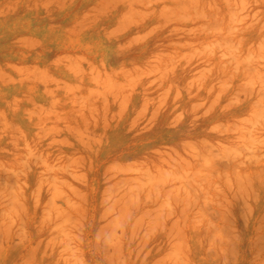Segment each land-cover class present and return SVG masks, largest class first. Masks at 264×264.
I'll return each mask as SVG.
<instances>
[{
	"label": "rangeland",
	"instance_id": "obj_1",
	"mask_svg": "<svg viewBox=\"0 0 264 264\" xmlns=\"http://www.w3.org/2000/svg\"><path fill=\"white\" fill-rule=\"evenodd\" d=\"M15 1H16V4H15ZM178 1L181 4L183 2H185L186 4L184 3L182 5H185V6L187 5L186 6L187 8L183 7V9H181L182 6L178 8V6L176 4V3H178ZM240 1H241V4H244V2H245V0H240ZM240 1L235 0L233 2L232 0H228V1L227 0H213V1L212 0H204V1L203 0H196V1L195 0L194 1L193 0L192 1L183 0L181 2V0H157L155 2L153 0H36V1L35 0H0V11H1L0 12V20L1 21H2V19L4 21H6L9 18L10 19H12L13 17L16 18L18 15L15 16V15H13V13L14 14L15 13L20 14V13H22V10L25 12L28 11L26 14H25V12L21 14L22 16L26 15V17L24 16L23 18L27 19L28 16H31V18L33 17L32 20H30L31 18L29 19V17L27 20L34 21V22H36V20L38 21L41 19H43V21H45L50 17L49 15H51V19L53 21L54 19H56V16H59V19H57L59 21L58 23H56V21L54 20L55 21V24H54V21L52 22L50 18H49L50 20L49 19L48 20L52 23H50L49 21H47V22L54 25V26L56 25L55 28L57 27V29L63 25L62 27H63L64 33H65V30L66 31L68 30L69 35L72 33L73 36H74V34H76V36H79L78 34L80 33L79 37H81V35L84 36V33H85L87 27L89 29L87 31L90 33L93 31V29H95V25L99 24L100 26H103V28L98 26V28L101 31V29L104 30V26L107 23L108 24L110 23L109 25L112 26V18H115L113 20V23H115V20H116L115 27L112 26L113 28H111L109 25H106L105 27L108 26V28L113 29V32L115 34L117 33L116 35H120L118 33L122 32L121 33V35L123 34L122 38H125L124 37L125 34L127 36L129 34L134 35V36H132V38L130 35L129 38L127 37L125 40L130 39V38L133 39L135 37L133 39V41L130 39V42H128V43H129L130 47L131 46L134 47L133 50L135 49V47H137L139 50L138 49L134 50V55L131 59L132 55L131 54L128 55L127 53L128 52L131 53L132 49L130 50L131 52L128 49L127 51H125V53L130 58H128L127 56H125V58L129 59V61L132 64V66H129V68L131 67V69L137 71V66H138L139 67L138 73L139 72L144 73V75L143 74L139 75L140 73L138 74L139 78H140V79L139 78L138 79L141 80L142 82L139 83V81H138V83H137L138 89H140L142 91L143 96L140 93V95L142 96L140 98L139 97L140 95L138 94V92L136 93V97L140 98V99L138 98V104L140 101L142 103L140 102L141 106L137 110L138 112L140 111L139 114L137 112V115L138 116L140 115L139 117L136 114H134L136 112L135 108H134L135 112L132 111L131 114H130L131 110L125 108V111H126L125 114H128V115L130 114V116H129L130 118H131V115L132 116L136 115V117H133L132 123L129 121V119H126V118H125V121L124 120L123 121H124V123L129 121L131 124H129V122H127V123L129 124V126L132 125L130 127L132 129H134V131L132 130L131 132H130V129H128L129 130L128 133H126L127 131L124 133V134H127V135H125V140L127 139L126 137L129 136L130 138H128V139H129V141H131V139L133 137L130 135H134L132 133L135 132V130H136L135 127L138 126L137 127L138 132L140 129V132L138 134L136 133L137 132V130H136L135 134H137L136 137L137 136L138 137L137 138L135 137L136 139L132 140V143L130 144V145H132V147H134L132 149L133 151L131 150L132 147L129 148L130 146H128L129 145L128 140L126 141L128 145H125V147L128 146V147H126L127 151L131 150L130 153H127V155L129 156L128 157L129 159L132 160L131 157H133L134 155H136L138 153L137 154L138 156H135V157L141 158L142 163L139 162L140 161L139 158H138L139 161L136 160L137 162L141 163V164L138 163L140 165L139 166L140 170H139L138 169L139 167H137V168L134 167V166H137V164L134 162V164H136V165H134L133 163H132L133 164L132 165L131 160L128 159L130 161V163H129V161H126V162H128V164H127L128 166L126 165V167H129V170H126V171H127V174H129L128 171L131 172L130 165H129V164H131V166L133 167L134 170L137 169V170H139V172H141V170H142V172L140 174L147 172V173H145V175L143 174L142 176H139L140 179L142 178V180H140V183H142V181H143L144 184L145 185L147 184V185L146 186L143 185L141 187L140 184L138 183V181L135 182L134 188H132L130 185V188H132V190H135V191H136V188L138 189L140 187L139 192L136 191V193L137 194L139 193V195L142 196V197H140V196H138V197L141 198L140 203L143 202V204L138 206L137 205L139 203V200H138V203L136 204L137 205V208H136L137 212H135V210H132L130 212L129 217L126 216L125 222L124 223L120 222L121 223L120 225L123 224L122 228L118 227L119 222L117 220H115L116 224H114L113 223L114 219L111 217L113 219L112 223L115 226L112 227L110 225L112 227V229H111L109 224H108V228H105V226H103L106 231L101 229L102 232L104 231L103 233L100 232L99 236L97 234H95V233H99L97 229L100 228V225L102 224L101 222L105 223L106 218L108 220V217H110L109 214H111V213H109L107 217H103V219H100L101 218V216H100V218H98V219H100L99 221L97 220L96 217H99L97 215H100V213H97V212H94V214L85 216L86 220L85 219L81 220L85 225H83V228L81 227L82 231L81 230H78V231H79V235L83 234V236H84L83 237L81 235L80 239L83 238L81 242H82V246H84L83 248L84 249L86 248L85 251H86V255H87V258L89 260V263L91 261L94 264H96L95 260H98L100 262V264L102 262H103V264L104 263L108 264V262L109 263L111 262L110 259H113L114 262H111V264H114V263L115 264H124V262L126 264H129L130 262H132L134 260V257H136L135 261H133L134 264H136L135 262H137V264H144L145 262H146L145 264H148V263L152 264L151 261L154 262L153 258H155L158 254V256L155 258V259H157L159 257L160 253H162L164 255L165 249L174 251V249H176V245L177 246L179 245V247L181 248V246H183L185 244L186 246L184 245V247L182 249L187 251V247H188L187 253H190L188 256H190L192 253H194V251H198V250H196L197 248H199L200 251L202 252V253H200V256H199V254L198 255L194 254L193 258L190 256L194 260L195 264L198 261V259L197 260H196V258L194 259V257H196V256L197 257L199 256V261H201L199 264H203L202 258H200L202 256L206 261V262L204 261V264H221V263L222 264H264V116H263L264 115V80H263L264 77L261 74V73H263L264 69L260 70V68L262 66L261 63L257 64V62H256V66L254 65L255 64V62H254L255 58L250 56L251 52H253V51H251V49L250 50L248 49L250 47V45H248V44H250V43H249V41H247L245 39L248 36L247 37L244 36L245 34H247V35H249L248 38H250L249 33H256L257 36L260 35V38H262V39L264 38L263 36L261 37V35H264V22H262V21H264L263 20L264 19V1L258 0L259 1L258 2L256 0H249L251 2L250 3L247 0L246 1L247 4H245V5H247V7L243 8L245 10H243V9L239 10L240 5L238 6L236 2L239 3ZM231 2H233V3H231ZM162 3H165L164 4L165 7L163 5L161 6ZM211 3H212V5H211ZM215 3H216V6H215ZM226 3H229L231 5H236L235 7H236V9L238 8V10L234 9L235 7L233 8V6H230L229 4H226ZM169 4L172 6H168ZM174 4H176V7ZM2 5H3V7H2ZM178 5L180 6V4H178ZM219 5H220V7H219ZM250 6H252V7H250ZM170 7H172L173 9L170 10L171 9ZM215 7H217V9ZM260 7H261V9H260ZM162 8L164 9L163 12L161 11V10H163ZM166 8H168L169 10ZM230 8L233 10L236 17L232 13V10H230L231 13H228V12H230L229 11ZM13 9H14V11H13ZM185 9L189 12L188 14H187V11ZM3 10H4V12L2 13ZM15 10H18V11L20 10V11L18 12ZM165 10H167V11H165ZM176 10H177V12H176ZM179 10H180V12H179ZM254 10H256V11H254ZM236 11L239 13H237ZM245 11H248L247 15H246ZM5 12L6 13L8 12V15ZM11 12H12V14H11ZM29 12L32 14L29 15ZM45 12H46V14H45ZM178 12L181 15L185 12L186 15H184V14H183V16L180 15L181 18L179 20V16L176 15V13H178ZM243 12H245V13H243ZM41 13H43V15ZM120 13L124 14V15L119 16ZM169 13H171V14L173 13V14L170 15ZM179 13H178V15H179ZM222 13L224 15H221ZM242 13H243V15H241ZM251 13L254 17H252ZM3 14H5V16L2 18L1 15L3 16ZM9 14H11V15H9ZM27 14H28V16H27ZM47 14H48V16H47ZM116 14H117V16H116ZM166 14L168 17L165 16ZM190 14H191V16H190ZM229 14L230 15L232 14V17H233V19L231 18L232 21H231V19H227L228 16H230ZM237 14L241 15V16L239 15L241 17L240 18L241 20L237 19V16H238ZM6 15H7V18H6ZM44 15H46V16H44ZM8 16H10V17H8ZM38 16H40V19L38 18ZM42 16H43V18H42ZM53 16H55V18ZM61 16L64 17V18H62V20L65 19L66 26H64L65 24L63 23V21L60 22ZM126 16L129 18L128 19L127 18L121 19V17L125 18ZM130 16H131V18H130ZM172 16L174 17V19ZM189 16L191 17L190 19H189ZM222 16L224 18H222ZM243 16H244V18H243ZM18 17L16 18L17 20H18ZM116 17H117V19H116ZM256 17H258V18L256 19ZM103 18H106L107 20L105 19V21H104ZM109 18H111V19H109ZM118 18H119V20H122L121 21L122 23L118 20ZM182 18L183 19L186 18V20H183ZM242 18L245 20L242 21ZM25 19L23 20V19L19 18V20H22V22H24ZM101 19L103 22L102 25L99 22ZM171 19L173 20L172 22H171ZM234 19L235 20L237 19V23H238V20H240L239 21L240 23L237 24ZM17 20H16V22H17ZM19 20H18V22H19ZM169 20H170V22H168ZM226 20L228 22H226ZM252 20H255L256 22L252 21ZM249 21H251V22L249 23ZM22 22L18 23V25H20V24L23 25L24 23H22ZM94 22H97V23H94ZM232 22H233V24H232ZM246 22L250 25L247 24L245 27L244 24H246ZM1 23L3 24L4 22H1ZM7 23H8V21H7ZM9 23H13V22L10 21ZM61 23H62V25L60 26ZM225 23H227V25L228 24L229 25L232 24V25L226 26ZM91 24H93L94 26ZM234 24H237V25H234ZM29 25H31V24L29 23ZM89 25L93 26L94 28L89 27ZM178 25H181L182 27L181 26L178 27ZM190 25H191V27H188ZM201 25H204L205 28H204V26L201 27ZM259 25H262L261 26L262 28H259ZM6 26H8V25H6ZM12 26H13V24H11L10 27H12ZM58 26H60V27H58ZM67 26H68V28H67ZM116 26H118V28ZM195 26H196L197 30L195 28L193 29L194 31L191 30ZM24 27H25V25H24ZM150 27H152V28H150ZM225 27H226V30H225ZM227 27L230 28L229 30H231V31H227L228 30ZM249 27H251V28L249 29ZM22 28H23V26L21 28L19 27L20 30ZM96 28H97V26H96ZM116 28L118 30H116ZM135 28H137V29H135ZM170 28H172V29L170 30ZM201 28H203V29H201ZM240 28H241V30H240ZM258 28L260 30H258ZM3 29H5V28H3ZM16 29H18V26H17V28H15V30ZM60 29L62 31V28H60ZM83 29H85V30H83ZM111 29H108V30H111ZM148 29H150V30L152 29V31H148ZM184 29H185V31H184ZM188 29H189V31H188ZM204 29H205V31L206 30L207 31L205 32ZM7 30L8 31H6V32H10V31L13 32L14 31V29L12 30V28H11V30H9V29H7ZM23 30H25V29L23 28ZM30 30L31 29H29V31ZM105 30H107V29L105 28ZM173 30H174V32H173ZM213 30H215V32ZM29 31L25 30L24 32H27V33H24V34L21 31H18V32H21V34H22L21 35L22 37H20V38H22V40L19 39V41H18L16 39L17 40V42H16L15 39L12 38L14 40V41L13 40L12 41L16 42V44L18 42H19L18 45L22 44L23 50H22L21 45L20 46L16 45V47L17 46L21 47L20 50H22V51H24L26 49V46L24 48V43L21 41H24L25 37H28L26 39V41H29L30 38H34L37 35L36 32H33L32 30L30 31L31 34H29ZM123 31H125V34ZM147 31H148V33H147ZM187 31L189 32L190 35L188 34ZM220 31H221V36L218 35L220 33ZM226 31H227L228 35H224V32H225V34H227ZM232 31H233V33H232ZM69 32H71V33H69ZM88 32L85 33L86 34L85 38H87ZM94 32H95V30L92 33H94ZM137 32H138V34L139 33L140 34L138 35ZM142 32H144L145 35H142L143 34ZM13 33H12V36H13ZM16 33H17V31H16ZM16 33H14V35ZM179 33H181V34H179ZM182 33L184 35H182ZM68 34H67V36H68ZM72 34H71V37H72ZM176 34H178V35H176ZM16 35H19V34L17 33ZM16 35L14 37H16ZM61 35H64V34H61ZM61 35H60V40H61V38L63 40V37H65L66 35L63 37ZM229 35L232 37V39H234L235 45L233 44L231 37L229 38ZM6 36H7V38L10 37L8 35H6ZM67 36L65 38H67ZM222 36H224V37H222ZM71 37L67 38L66 41H68V39H71ZM225 37L227 38L226 41H224ZM7 38H6V40H8ZM39 38H40V36L38 38H36L37 40L35 39L36 42L33 41V44L35 43L34 45H36L37 47H39V45H41V43H42L41 42L42 39L41 38L39 39ZM75 38H77V37H75ZM85 38H83V39H85ZM217 39H219V40L222 39V40L219 41V43H218V42H216V41H218ZM6 40H5V42L7 43ZM57 40H59V39H57ZM62 40H61V42H62ZM76 40H78V38ZM76 40H72V42L70 43L71 46H73L72 43L75 42ZM201 40H203V41H201ZM213 40H216V41L213 42ZM227 40H229V41L227 42ZM9 41H10V38H9ZM9 41L7 44H11L10 42H12V41H10V42ZM66 41L63 40L62 43L66 42ZM70 41L71 40L66 42L65 45H61V46H63L62 48H64V50H66L68 48ZM179 41H182V42L180 43ZM185 41H187V42H185ZM189 41H190V43H188ZM205 41L210 42L211 46L212 47L214 46V48L216 47L218 49L220 46V48L218 50L216 49L217 50L216 52L217 53L219 52V55H221L220 53L222 50L223 51L225 50L228 53V55L227 54H225L226 56L224 54H222V55H224L223 58H225V60L227 62H229L226 64L232 63L228 60L233 58V60H232L233 64H230V65H237V67L233 66L235 69L233 67H232V69H230V67L228 69H224V66H223V69H222V67L219 66L218 72H216L217 70H215V68H214V70H209L211 68H208V66L207 67L202 66L203 68H206V69H203L204 71H202V70L196 71L195 70V72H194L193 68H192L193 72H191L192 70L189 68V70L187 69V71H186L187 72V74H186L187 79L189 77H192V75H194V76L197 75L194 77V79H192L193 77L190 78L191 81L193 80L192 81L193 83L190 82V79L187 80L189 82L188 83L186 81V79H185L186 77L184 75L183 76L185 78H183V80L185 79L184 81H186V82L181 80L182 76L180 77L179 74H178V76H179L178 78H181V79L177 80L175 78H172L173 75L175 74V70H174L175 68L174 69L172 68L174 71L170 68V64H169L170 60L169 59H170L171 55L173 57V58L171 57L172 58L171 60L174 61V62L170 61L172 63L171 65H173L175 62L177 63V61H175L174 58H176L177 56L179 57L180 54H178V52L181 53L183 51H186L185 49H187V47H189L188 48L189 50H187L186 54H188V52H189V54H191L190 57H193L195 55V54H193V50L198 51V49H199V47L193 48V46H196L199 44L200 48H202L201 46H205L206 43L204 45L203 44L201 45V43H204ZM100 42L101 41L99 40V43ZM123 42L128 46L127 42H125L124 40H123ZM174 42H176V43H174ZM221 42L223 44H221ZM224 42H225V44H224ZM28 43H30V45L27 47L29 49L31 47V49H30L31 51L32 50L36 51V46L33 47V44L31 43V41L27 42V44ZM67 43H68V45L66 47ZM213 43H214V45H213ZM73 44H74V46L69 47L67 50H69L71 48L70 49L71 51H73V50L75 51L74 47H76L78 45H76L77 42L73 43ZM78 44L81 45V40H78ZM87 44H89V45H87ZM94 44H96V43L94 42ZM97 44L95 46H97V47L99 46L102 49V46H100L99 44L97 45ZM218 44H220V45L218 46ZM232 44H233V46H232ZM12 45H14V44H12ZM58 45H59L58 47H61L60 41H59ZM85 45L89 46V47H85V48H89L88 49L89 53H91L89 55L93 59L96 58V60H97V59H99V57H101V55H100L101 49L100 50H99V48L97 49L91 42L86 41L84 46ZM91 45H93L95 48H93V46H91ZM227 45L231 49H229V47ZM8 46H10V45H8ZM129 46H128V48H129ZM222 46H224L225 49ZM124 47L127 49L126 46H124ZM172 47H174L175 49L174 48L171 49ZM226 47H228L227 48L228 51H227ZM235 47L237 50L235 49ZM251 47H252V44H251ZM62 48H60V49H62ZM79 48L86 50L84 47H79ZM205 48L206 47H203V49H200L201 51L199 50L200 52L198 51V57H195V58H197V60L200 57L199 53L200 54L202 53L201 57H203L204 52H205ZM232 48L234 49L233 52L236 53V51H237V54L234 53L237 56V59H236L235 55H232L233 52L229 53L230 50L232 51ZM245 48H247L248 50H246ZM29 49L25 50V51H29ZM60 49H58V50L60 51ZM90 49H93V50L97 49L96 52L97 53L99 52V54H96L94 52L95 50L93 51ZM12 50L13 49H11L10 51H12ZM18 50H19V48H18ZM164 50H166V51L163 52ZM219 50H221V51H219ZM25 51H24V53H25ZM35 51H34V53H36ZM247 51H251L250 54ZM37 52H38V50H37ZM156 52H157V54H155ZM169 52H172V53H169ZM175 52H177V54ZM14 53H15V51H14ZM246 53L249 54L248 59L251 57L250 63L247 62V65L250 67L252 65L251 62L253 61V65H254L253 67L247 68V66H246V61H248V60L244 59V58H247ZM16 54H17V52H16ZM22 54H23V52H22ZM22 54H20V55H22ZM28 54L30 55L31 53L29 52ZM94 54L98 57H96V56L94 57ZM152 54L154 57L155 56L157 58L160 57V59H157L156 57L154 58L152 56ZM173 54H174V56H173ZM189 54L185 55V53H184L183 59L180 58V57H182V55H180L179 59L178 58L177 59L179 61L184 60V55L187 56V58L189 59ZM175 55H177V56L175 57ZM196 55H197V53H196ZM222 55L219 56L220 58H218V56L215 55V58L217 57L218 60L221 61ZM251 55H254V53ZM23 56H21V57H23ZM32 56H33V53H32ZM36 56H37V54H36ZM168 56H169V58H168ZM212 56H213V54H212ZM228 56H230V58H228ZM240 56H241V58H240ZM25 57H27V56H25ZM152 57L154 58V60L152 59ZM215 58H213V59H215ZM227 58H228V60H227ZM234 58L236 59L235 60L236 63L234 62ZM257 58L260 59L261 62H262V58L264 60V57H262V56H259ZM143 59H145V60H143ZM131 60L132 61L134 60V63ZM163 60H165V62ZM222 60H224V59H222ZM193 61H195V60H193ZM244 61H245V63H244ZM3 62H4V59L1 58L0 63H2V64H0V67L2 66L4 68ZM130 62L128 63V65L130 64ZM142 62L144 63V65L142 64ZM147 62L149 63V65ZM151 62H153L152 63L153 65L151 64ZM164 63L169 64V65H165ZM238 63L241 65H239ZM134 64L136 67L133 66ZM162 64L165 66H163ZM145 65H147V67L150 66V68H152V67L154 68L155 66L158 65V66H160V69H161V65H162V68L164 67V69L165 68L167 69L166 66H169V67L167 70L165 69V71H164V69L157 70V67H156L155 69L157 71H154V70H152L153 68L147 69V67H145ZM141 66H142V69L144 67L143 71H140ZM211 67L213 68V66H211ZM238 67H240V68H238ZM254 67H255L256 71L254 70ZM169 68L172 70V72ZM219 68H221L222 70ZM236 68H238V70H236ZM262 68H264V64H263ZM2 69H1V71H2ZM5 69L6 68H4L3 69L4 71H2V72H5L7 70V69L6 70ZM146 69L149 70L148 72H151V74L147 73ZM257 69L259 70V72L260 71L261 72L258 73ZM168 70H170L171 73ZM247 70H249V71H247ZM162 71L165 73L168 72L169 74H164ZM176 71L178 72L179 70H176ZM199 71L202 73H199ZM230 71H233V72L230 73ZM234 71H237V72H234ZM243 71H244V74H243ZM127 72L129 73V71H127ZM160 72L163 73L162 75H166V76H168V75L171 76L173 73L171 78L173 80H177L175 82H178V81L181 82L182 81L181 83H184V84H180V86L181 85H183V86H181V87L179 86L178 88H176L177 86L175 85V83H172L173 82L172 79H170L169 77L167 79L165 76H163L162 77L163 80H161V82H159L161 79L160 78L161 74L159 75L158 73H160ZM203 72H205V73H203ZM7 73H6V75L5 74L3 75V73H0V75L2 74L1 77L3 78V80L7 79ZM153 73H154V75H153ZM198 73L200 75H198ZM247 73L249 76L247 75ZM204 74H208V75H206V77H205ZM232 74H233V76H232ZM147 75L149 77H147ZM227 75H228V79H227ZM153 76H155V77H153ZM198 76L199 77L201 76V77L198 78ZM246 76H248V77H246ZM4 77H6V78H4ZM175 77H177V75ZM224 77L226 78L225 79L226 83L224 81ZM148 78L152 79V80H149ZM195 78H197V79H195ZM169 79H170L171 85L169 84ZM216 79H218V80H216ZM0 80H2V79L0 78ZM211 82L213 84H211ZM24 84H25V86L30 84L29 86L33 87V85H31V83L27 84V82H25ZM140 84L143 85V88ZM188 84H191V85H188ZM156 85H158V86H156ZM167 85H168V87H167ZM25 86H23V87H25ZM185 86H186V88H185ZM187 86L189 89L187 88ZM32 87H30V88H32ZM169 87H170V89H168ZM209 87L211 90L209 89ZM175 88L177 90L180 89L179 93ZM26 89H27V86H26ZM138 89H137V91H139ZM196 89H197V91H195ZM145 90H146V92H145ZM161 90L164 91L163 92L164 95H163V93H161L162 92ZM166 90H169L168 94H166L167 93ZM175 90L177 91V97L180 95L179 98L175 97V99L176 98L179 99L180 102L178 100L175 101L173 99L174 98L173 96L176 95ZM2 91L3 90H1V92H0V96L2 94L5 95V92L3 91V93H2ZM186 92L188 93L187 96L189 95L188 98H190V100L187 98V105H185L186 102L183 103V101H184L183 96L185 97ZM174 93H175V95H174ZM215 93H217V94H215ZM158 95L160 96V98H163L162 101H160V102H159V100H161V99L157 98ZM219 95H220V97H216ZM213 97H215V98H213ZM164 98H166V99H164ZM202 98H204V99L202 100ZM2 99H0V100H2ZM197 100H198V102H196L197 103L196 104L195 101H197ZM215 100L218 102H216ZM210 101H212V102H210ZM260 101H263V102H260ZM223 103H225L224 104L225 106L223 105ZM107 104H108V106H107ZM107 104L105 105V107L111 106L109 103H107ZM193 104H194V106H193ZM191 106L194 107V111H193V107H191ZM181 107L182 108L186 107L188 112H186V108H183V110H182ZM110 108H112V107H110ZM190 108L192 110H190ZM195 108H197V109H195ZM109 109H107L106 111H107L108 115H110V113H111V118H112L113 117V115H112L113 111L110 112V111H108ZM189 110H190V112H189ZM121 111H123V114H124V110H121ZM177 111H179V113H177ZM200 111L202 113H199ZM180 112H183V113H180ZM194 112L196 113V115ZM0 114H1L0 115V126H1V128L2 127L5 128L6 126H8V124H10L9 126H11V127H15L16 125H18L16 122L11 121V122H13V124H12L13 126H12L11 123L9 122V120H6L5 115H2L3 112L1 110H0ZM114 114H116V113H114ZM123 114L120 113L121 118L125 115V114L124 115ZM192 114H194L195 118L192 117L193 116ZM108 115H105V116L108 117ZM118 115H119V113L116 114L115 116L118 117ZM3 116H4V118H3ZM105 116L103 118H105ZM115 116L112 119L106 117L104 120L106 123L108 122L107 124H103L104 122H101V121H98L97 123H96V121H94L96 123V125H94V122L92 121L93 125L91 124V127L94 126L96 130H100V129H103V127L107 126L106 131L111 132L113 126L118 127L120 125V127L124 126V129L126 130V127H128V124L127 123H125L124 125L119 124L118 122L121 119L119 118L120 120H118ZM191 117L193 120L189 119ZM3 120L4 121L6 120V122H3ZM136 120H138V122H136ZM85 121H88V120H85ZM89 121H90V119H89ZM115 122H116V124H115ZM3 123L5 124V126H2ZM90 123H91V121H90ZM117 124H119V125L117 126ZM87 126H90L89 122H88ZM260 128H263V129H260ZM115 130H116V128H115ZM100 131H98L99 135L102 133V137H103V135L105 133L103 134V132L102 131L100 132ZM106 131H104V132H106ZM84 137H86V138L88 137L87 140L89 141L90 144L87 142L88 144H86L87 146H85L84 144H85V141H87V140L82 137V138H80V140L82 139L81 140L82 142L79 141L80 145H81V143H83L82 145H84L86 148H88V150L91 149L90 147H93V149H91L92 154H90L91 152H89L87 150L89 152L91 158L93 157V161H92V159L90 160L93 162L92 170L90 168L91 167L90 165H92L90 163H92V162H89V159H90L88 156L89 154L87 153L86 150H82V148L80 147L81 153L84 152L85 154L86 153L88 154V155L87 154L85 155L86 160H85L84 155H83L84 153L82 154L81 158H83L82 163H83V161H84V163L86 162L83 165L88 170L90 168V171H92V172L89 171L91 173L92 178H96L97 176H99V173H100V177L98 178V180L100 181L103 179L102 176L105 175L104 173L108 170L107 174L110 178L108 177L107 182H106V179H104V185L109 186L111 184L114 187L113 188L111 185L109 186L110 189H109V187L108 188L106 187L108 192L109 193H112V192L116 193V192L120 191V190H116L117 188L121 189V191H122V188H125V189H123L122 193H125V191H126V193H128V192L130 193V190H129L130 188H128V187H129V184L133 183V181L128 180V177H129V179H131V177L133 176L132 173H130L132 176L129 174V176H127V178H124L125 181L122 182L123 185L120 183V185H122V186H120V187L117 186V184L119 183V177H117V175H119V174H115V172H117L115 168H118V167L117 166L115 167L112 165L111 166L114 168H112L111 166L108 167L111 163L112 164L114 163L113 160L115 157L108 155V157H110V158L103 157L102 159H99V155H100V157H102L101 154H103V156H105L104 153H101L103 150V148H102L103 147V141H101V143L99 145L92 138L93 142L95 141L99 145V147L96 148L97 144L94 145L95 142L93 143L91 141L90 136H84ZM100 137H101V135H100ZM83 139L85 141H83ZM97 139H99V138H97ZM99 140H97V141H99ZM126 142H125V144H126ZM88 145H89V147H88ZM254 145H255V147L256 146L257 147L255 148ZM95 148L97 149L96 156L94 155ZM128 148L130 150H128ZM0 152H1V148H0ZM257 152H258V154H257ZM143 155H146V156L149 155L152 158H150L149 156H148V158H146V156H143ZM173 155H175V156H173ZM248 155H249V157H248ZM252 155H253V157L251 159ZM156 157H158V158H156ZM144 158H145L146 163H144L145 161L143 162ZM164 158H167L168 161H167V159L165 160ZM151 159L158 162L157 164H159V162H160L159 160H161L160 164H163L164 162L165 163L163 165H157L155 163L151 165V162L153 161L152 160L150 162ZM111 160H112V162H111ZM147 160L149 163V169H151V170L153 169L152 170L153 172H151L153 174V176H151L152 178L151 177L149 178L146 176V175L150 176V174H151V173L148 174V172H150L149 169H147V171H144L145 165H147ZM162 161H163V163H162ZM108 162H109V164H106ZM101 163L103 164L102 167H101ZM104 164H105V166H104ZM156 165H157V167H156ZM106 166H107V170L106 169L104 170V167L106 168ZM153 166H155V167H153ZM158 166L162 170L165 169L166 166L167 167L169 166L167 168L168 170L166 169L168 171V172L166 171L168 174H170V173L172 174V172L173 173L175 172V180L176 181L173 180L174 184L172 182H171L172 184L171 183L168 184L167 182L162 183L165 181V179H163L164 181H162V178L160 180L161 182H157L159 180H156L155 177H157V179H158V177L160 175L158 176L157 174H161L160 172H162L164 174V177L166 179H167V176H170L167 173H164V170L161 171L160 168H158ZM132 167H131V169H132ZM162 167H164V168H162ZM146 168H148V167H146ZM170 168H172V169H170ZM113 169H115V170H113ZM96 170H99L100 172L97 171V173H96ZM103 170H104V172H103ZM112 170L116 176H112ZM159 170H160V172H159ZM109 172H111V175ZM177 172L180 173V175H177L178 174ZM155 173H156V175H154ZM101 174H103V175H101ZM163 174H162V176H163ZM166 174H167V176H166ZM138 175H139V173L137 174V178H139ZM105 176H104V178H105ZM144 176H146V178H144ZM183 176H186V177H183ZM124 177H126V176L124 175ZM133 177H135V179H136V176H133ZM133 177L131 180H135V179H133ZM153 177H154V181H153ZM179 177L182 179H179ZM116 178L118 179V181ZM183 178H185L186 180H184ZM143 179H145V180L149 179V181H144ZM159 179H160V177H159ZM172 179H173V177L172 178H171V176H170V178L168 177L169 182L172 181ZM180 180L182 182L184 181V183L186 181V183L182 185V182ZM114 181L116 182V184L114 183ZM128 181H130V182H128ZM188 181H190V183ZM127 182L129 184H127ZM145 182H151V184L152 183L153 184L151 185L150 183H145ZM108 183H110V184H108ZM124 183H126V184H124ZM136 183H138L139 185H136ZM158 183H160V184H158ZM177 183H179V185ZM98 184H100V183L98 182ZM173 185H174V188H171V186L173 187ZM148 186L150 188H148ZM154 186H156L155 190H157V191H155L153 189ZM157 186H158V189H157ZM161 187H162V189H161ZM165 187L166 188L168 187L167 190L165 189ZM126 188L128 189V191ZM142 188H143V190H142ZM175 188L177 189L178 194L176 193ZM147 189H149L150 193L147 192L148 191ZM109 190H111V191H109ZM159 190H160V192H159ZM163 190H165L164 192H166V193H164ZM186 190H188L187 192H189V193H187ZM167 191H168V196L167 195H166V197H165V195L163 196V194H167ZM181 191H182V193H181ZM132 192L133 191H131L130 194H132ZM134 192H133V194H136ZM154 192H156V193H154ZM157 192H158V194H157ZM119 193H121V192H119ZM153 194L155 195V197ZM170 194H171V196H170ZM183 194H184V196H182ZM127 195H129V194H127ZM181 197H183V198H181ZM91 200H93V201H91ZM88 202H89L88 203L89 206L91 205L90 207H92V208H98L99 207L98 197L95 196L94 193H92L91 197L88 199ZM167 202H169V203L167 204ZM103 204H102V206H105ZM127 205H130V204H127ZM132 205H133V203H131V206ZM126 206L123 207L124 208L123 212H125L123 215L129 214V211L128 212L125 211L126 209L129 210V208H128L129 206H127V208H126ZM168 208H169V212H168ZM133 209H135V207ZM140 209H142V210H140ZM144 209H148V210H144ZM160 209H163L164 214H163V211ZM171 209H172V211L170 213ZM138 210H140V212H142V214L144 212L145 214L148 213L149 215L143 214L144 220H141L143 218L139 219V217L140 216L143 217V215H141V213H140V215L137 217V215L139 213ZM174 210H176V212H174ZM165 212L168 213V214L166 213L167 216L169 215L168 218L163 216V215H166ZM102 213L105 214L106 212H102ZM170 214H171V217H170ZM173 214H175V215H173ZM111 216H114V215L111 214ZM174 216H175V218H177V217L178 218L177 219L174 218L175 219L174 220L173 219ZM88 217L90 218L91 221L89 219H87ZM123 217L124 216L121 215V218H123ZM135 217L138 218L139 226L143 224L142 225L143 227L141 226L142 228L140 230H139V228H140L139 226L135 227L136 228L135 229L136 234L133 235L132 232L135 233V231L131 230L132 228H134L133 226H135L134 224H132L134 222L133 220H135L136 225H138ZM147 218H148V220H147ZM155 219H156V221H155ZM159 219L161 222L159 221ZM107 220H106V222H108ZM150 220L153 221V223H149L150 225L146 223V226L149 225V227L148 226H147V228L144 227L145 222H147V221L151 222ZM3 221L4 220H2L1 222H3ZM97 221H98V223H97ZM158 221L160 222L159 224H158ZM174 221H176V222L174 223ZM172 222H173V224H172ZM87 223H89V224H87ZM110 223H111V221H110ZM154 223H155V225H154ZM3 224H4V222L0 224V229H2V231L0 230V238H1L0 244H1V240L3 242L8 237V236H6V233H5L7 231L5 226H4L5 224L4 225ZM96 224H97V226H96ZM151 224H152V226H151ZM156 224H158V225H156ZM174 224L176 225V227L178 225V227L179 228L181 227V228L178 229V227H177V229H176ZM79 225H81V223L78 224L77 228L79 227ZM192 225H195V227ZM150 226L154 229L150 228ZM168 226H170V227H168ZM106 227H107V225H106ZM123 227H124V230H123ZM101 228H102V226H101ZM148 228H150V229H148ZM170 228L172 229L171 231L169 230ZM192 228L194 231L192 230ZM195 228L197 231L195 230ZM78 229H80V227ZM114 229L115 230L117 229V231H114ZM144 229H147L148 231H150L152 229L154 232L150 231V233H149L146 230V233H147L146 234ZM142 230H144V231H142ZM113 231L115 233L118 232V234H115L116 235L115 236ZM107 232H108V234H106L107 237H104L105 233H107ZM122 232H124V233H122ZM152 232H153V234H152ZM194 232H195V234H194ZM112 233H113V235H112ZM141 233L142 234L145 233V235L143 234L141 236L140 235ZM199 233H202L203 235H201V234L199 235ZM205 233H206V235H204ZM9 234H7V235H9ZM101 235H103V236H101ZM110 235L112 237H110ZM146 235L148 236V238L146 237ZM198 235L200 237H197ZM27 236H29V235H27ZM130 236L132 237V240L130 239ZM169 236L172 237V240H174V239L176 240V242L173 241V245H170L172 243V241L170 240L171 238L169 239V241H171V243L167 242V240H168L167 238ZM195 236L197 239L195 238ZM85 237H86V239H85ZM144 237H146L147 239ZM176 237H178V238H176ZM180 237H182V239ZM9 238L7 239L6 242L4 241L5 243L4 242L2 243V244H4L2 246H5L7 249H5V247L0 246V248L5 249V250L0 249L1 250L0 260L3 259L2 260L3 262H5V259H6V256L4 259V255L9 254L8 253L9 252L8 247L16 239L11 234H10ZM110 238L116 239L117 241L120 240L119 238L123 239V240H120L121 243H119L120 245H122V247H120V245L116 244V243H118L116 240H113ZM136 239H138V240H136ZM143 239H146L145 244H144ZM85 240H87V243ZM177 240H179L178 243H177ZM182 240H185V241H182ZM112 241H114L115 244H111ZM136 241H138L139 244L138 243L135 244ZM156 241H158V242H156ZM162 241H163V243H162ZM181 241H182L183 245L181 244ZM186 241L189 244V246H187ZM28 242H29V244H27ZM28 242L23 243L25 245L21 248L23 255H24V253L27 254L30 251V249H32L33 245H31L30 240ZM200 242H201V244H200ZM212 242H214V243H212ZM215 242L217 243V245ZM141 243L144 244L143 248L140 249L141 251H139V250L136 251L137 248L138 249L140 248L139 247L140 245L142 247ZM175 243H176V245H175ZM13 245H14V248H11V250L14 249L13 252H15L16 249L19 248L20 243H15ZM13 245H11V246L13 247ZM116 245H117V247H116ZM149 245L151 246V248L149 247ZM212 245H213V247H212ZM28 246H30L31 248L30 247H29L30 249L27 248ZM131 246H132V252L129 251ZM147 246L150 249L149 250L147 249V251L145 253H143V251L146 250ZM168 246H169V249L167 248ZM24 247H26V249ZM119 247L122 249L121 251L118 250ZM157 247H159V248H157ZM180 248H177V249L181 250ZM116 249H117V251L120 252L119 254H118V252H115ZM89 250H91V252L93 253L94 256L96 255L95 260H93L94 256L92 255V253ZM167 250L165 251L166 255H168V254H169V256L172 255V258L171 257L169 258V256L164 255V257H166V259H168V258L170 259V260H168L169 262L172 261L173 259H176L175 257H178L180 252L183 251V250H181V251L178 250L179 252L178 251L176 252V250H175V253L172 251L173 253L171 252V254H170V252ZM200 251H198V253ZM128 252L130 253V255ZM147 252H149V253L146 254ZM167 252H168V254H167ZM21 253L19 254V256H21V257H19L20 260H22L23 257L25 256V255L23 256ZM29 253H33V252L31 251ZM88 253H90V254H88ZM135 253H137V254H135ZM138 253H139V255H138ZM176 253H179L178 256H176ZM162 254L160 257H162ZM182 254L185 255L186 253H181L180 255L182 256ZM35 255H36V253H35ZM90 255L92 257H90ZM184 255H183V258H180V259H183V263L185 261ZM1 256H3V257H1ZM181 256H179V257H181ZM185 256H187V255H185ZM25 257H27V256H25ZM28 257H30V256H28ZM36 257H37V255H36ZM36 257H35V260H36ZM140 257H143V259H145V261ZM149 257H150V259H149ZM190 257H188L187 259H189ZM17 258H18V256H17ZM108 258H109V260H107ZM159 258L157 260H155V262H157L159 260V264H161L160 262H162L163 260L166 261L165 258L163 260L161 259V261ZM223 258H224V261H223ZM119 259L121 261H119ZM180 259H179V261H180ZM123 260H125V261H123ZM140 260L141 261L143 260L144 263L141 262ZM2 261H0V263L4 264ZM24 261L25 260L23 259V262ZM36 261H35V263H36ZM98 261H97V264H99ZM165 261H163L162 264H165L166 262H167V264L169 263L168 261H166V262ZM190 261L191 260H189V262H188L189 264H194V263H191ZM217 261H219V263ZM23 262L20 261L21 264ZM33 262H30V263L27 262L26 264H31V263L33 264ZM133 262L130 264H133ZM155 262H154V264H155ZM186 263L187 262H185L184 264H186Z\"/></svg>",
	"mask_w": 264,
	"mask_h": 264
},
{
	"label": "bare ground",
	"instance_id": "obj_2",
	"mask_svg": "<svg viewBox=\"0 0 264 264\" xmlns=\"http://www.w3.org/2000/svg\"><path fill=\"white\" fill-rule=\"evenodd\" d=\"M36 1V0H35ZM153 1H157V0H153ZM183 0H181V2H182ZM189 1H192V0H189ZM194 1V0H193ZM196 1V0H195ZM204 1V0H203ZM213 1V0H212ZM228 1V0H227ZM233 2L235 1V0H232ZM237 1V0H236ZM238 1H240V0H238ZM246 1L247 0H245V2H244V4H241V1L238 3V2H236L237 3V5L239 6L240 5V8H239V10L240 9H243V8H246L247 7V5H245V4H247L246 3ZM249 1V0H248ZM256 1H258V0H256ZM255 1V2H256ZM264 1V0H263ZM233 2H231V3H233ZM250 2V1H249ZM259 2V1H258ZM35 3V2H34ZM185 2H183L182 4H184ZM193 3V2H192ZM208 3V2H207ZM251 3V2H250ZM11 4V3H10ZM15 4H16V1H15ZM165 3H162L161 4V6L163 5L164 7H165V5H164ZM177 4V6H178V8L179 7H181L182 6V8L181 9H183V7H185V8H187L185 5H182L181 3H179V1H178V3H176ZM176 4H174L175 5V7H176ZM178 4H180V6L178 5ZM186 4V3H185ZM201 4V3H200ZM214 4V3H213ZM226 4H229V3H226ZM249 4V3H248ZM9 5V4H8ZM7 5V6H8ZM13 5V4H12ZM167 5V4H166ZM203 5V4H202ZM211 5H212V3H211ZM218 5V4H217ZM230 6H233V8L236 6V5H231V4H229ZM228 5V6H229ZM16 6V5H15ZM14 6V7H15ZM26 6V5H25ZM168 6H172V5H168ZM215 6H216V3H215ZM227 6V7H228ZM2 7H3V5H2ZM11 7V6H10ZM37 7V6H36ZM174 7V6H173ZM174 7V8H175ZM219 7H220V5H219ZM218 7V8H219ZM250 7H252V6H250ZM7 8V7H6ZM155 8V7H154ZM171 9L170 10H172L173 8L172 7H170ZM216 9H217V7H215ZM232 8V7H231ZM229 9V11L230 10H232V9ZM249 8V7H248ZM247 8V9H248ZM163 9V8H162ZM166 9H168V8H166ZM234 9H236V7L234 8ZM257 9V8H256ZM259 9V8H258ZM260 9H261V7H260ZM2 10V9H1ZM8 10V9H7ZM6 10V11H7ZM160 10V9H159ZM169 10V9H168ZM178 10V9H177ZM177 10H176V12H177ZM186 10V9H185ZM204 10V9H203ZM236 10H238V8L236 9ZM243 10H245V9H243ZM13 11H14V9H13ZM15 11H18V10H15ZM20 11V10H19ZM18 11V12H19ZM162 12L164 11V9L163 10H161ZM165 11H167V10H165ZM187 11V10H186ZM254 11H256V10H254ZM1 12V11H0ZM4 12V10L2 11V13ZM25 11H23L22 10V13H24ZM28 11H26L25 12V14L27 13ZM161 12V13H162ZM172 12V11H171ZM174 12V11H173ZM179 12H180V10H179ZM178 12V13H179ZM226 12V11H225ZM237 12V11H236ZM246 12V15L248 14L247 12L248 11H245ZM245 12H243V13H245ZM6 13V12H5ZM10 13V12H9ZM22 13H20V14H18V13H13V15H18L17 17H18V20H19V18L20 19H25V18H23L24 16L26 17V15H21ZM39 13V12H38ZM178 13H176V15L177 16H179V20H180V13H179V15H178ZM189 12L187 11V14H188ZM228 13H231V11L230 12H228ZM232 13L234 14V12H233V10H232ZM237 13H239V12H237ZM243 13L241 14V15H243ZM257 13V12H256ZM7 15H8V12L6 13ZM11 14H12V12H11ZM11 14H9V15H11ZM32 13H30L29 12V15H31ZM40 14V13H39ZM42 15H43V13H41ZM45 14H46V12H45ZM170 15H172L171 13H169ZM184 15H186L185 14V12L183 13ZM183 14L181 15V16H183ZM192 14V13H191ZM191 14H190V16H191ZM7 15H6V18H7ZM36 15V14H35ZM34 15V16H35ZM38 15V14H37ZM119 15V14H118ZM121 15H124V14H121L120 13V15L119 16H121ZM221 15H224L223 13L221 14ZM230 15V14H229ZM235 15V14H234ZM233 15V16H234ZM238 16H237V19H240L241 17V15L240 14H237ZM240 15V16H239ZM245 15V14H244ZM245 15V16H246ZM251 15H252V13H251ZM5 16V14H3V16L1 15V17L3 18ZM22 16V17H21ZM27 16H28V14H27ZM44 16H46V15H44ZM47 16H48V14H47ZM50 17V19H51V15H49ZM116 16H117V14H116ZM165 16H167V14L165 15ZM189 16V19L191 18ZM231 16V17H230ZM230 16H228V18L227 19H233V17H232V14L230 15ZM256 16V15H255ZM8 17H10V16H8ZM16 17V18H17ZM29 17V19L31 18V16H28ZM28 17H27V19H28ZM54 18H55V16H53ZM124 17V16H123ZM168 17V16H167ZM170 17V16H169ZM173 17V16H172ZM235 17H236V15H235ZM252 17H254L253 15H252ZM12 18V17H11ZM15 17H13L12 19L14 20H12V19H7L6 21H4L3 19H2V21L0 20V59L1 58H3L4 59V68H6L5 70L8 72H2V71H4L1 67V69H2V71H1V69H0V73H3V75L5 74L6 75V73H7V79H5V80H3V78L1 77L2 76V74L0 75V78L3 80H0V89L1 90H3L4 92H5V95L4 94H2L1 96H0V99H2L3 97V99L2 100H0V110L3 112V114L2 115H5V117H6V120H9V122L11 123V125L13 124V122H11V121H14V122H16L18 125H16L15 127H11V126H9L10 124H8V126H6L5 128L4 127H2L1 128V126H0V148H1V152H0V222L2 221V220H4L3 222H4V226H5V228H6V236H8L4 241L6 242L7 241V239L9 238V236H10V234L13 236V237H15L14 239H15V241L14 242H12L13 244H15V243H20V246H19V248L18 249H16V251L15 252H13V250H11V248H14V245L11 243V245H13V247L10 245H8L9 247H8V255L6 254V255H4V259H5V256H6V259H5V262H3L2 260H0V261H2L4 264H21L20 263V261L21 262H23V259L25 260L22 264H26L27 262L28 263H30V262H33L34 260H35V257H36V255H37V257H36V263L37 264H94L93 262H91L90 261V263H89V260H88V258H87V255H86V251H85V249L83 248L84 246H82V239H80L81 238V235L83 236V234H81V235H79V231L78 230H81V227L83 228V225H85L81 220H83V219H85L86 217L85 216H88V215H91V214H94V212H97V213H100V215H97V216H99V217H96L97 218V220L99 221L100 219H103V217H107L108 216V214L109 213H111L112 215H114V216H111V214H109L110 215V217H108V220H107V218H106V220L108 221V222H106V220H105V223H103V222H101L102 224L100 225V228H98L97 230H98V232L99 233H95V234H97L98 236H99V234H100V232L101 233H103L102 231H101V229L102 230H105V228H108V224H109V226L111 225L112 227L113 226H115V225H113V223L114 224H116V221L115 220H117L118 222V224L120 225L121 223H124L125 222V219H126V216L127 217H129V215H130V212L132 211V210H135V212H137L136 210V208H137V205L139 206V205H141V204H143V202L142 203H140V201H141V198L140 197H142V196H140L139 195V193L137 194L136 193V191L137 192H139V188L137 189L136 188V191L135 190H132V188H134V186H135V182L136 181H138V183L140 184V186L142 187L143 185H145L144 184V182L142 181V183H140V180H142V178L140 179V177L139 176H142L143 174L145 175V173H147V172H144V171H147V169H149V163H148V160H147V165H145V168H144V173H142V174H140L141 172H142V170H141V172H139V170H140V165L139 164H141L142 163V161H141V158H139L140 159V161L138 160V158L137 157H135V156H138L137 154L136 155H132L133 157H131L132 158V160L131 159H129L128 157V155H127V153H130L131 152V150L134 148V147H132V145H130L131 143H132V140H135L137 137H136V135L140 132V129H139V132H138V126L137 127H135L136 128V130H137V132H136V130H135V132L137 133V134H135V132H133L132 134H134V135H130V136H132L133 138L131 139V141H129V139L128 138H130L129 136H127L126 138V140H125V135H127V134H124L126 131V133H128V129H130V132L133 130L134 131V129H132L130 126H132V125H130L129 126V124H131L133 121V117H136V115H137V110H138V108L141 106L140 105V102H139V104H138V98L140 97H142L143 96V93H142V91L140 90V89H138V81H139V83H141L142 81L141 80H139L140 78H139V75H141V74H143L144 75V73H138V71H139V67L137 66V71H135V70H133V69H131V67L129 68V66H132V64H131V62L129 61V59H127V58H125V56H127L126 55V53H125V51H127L128 49H129V51L132 49V52L131 53H127L128 55H132L131 56V59H132V57H133V55H134V50H136V49H138L137 47H135V49L133 50V48L134 47H130L129 46V43L128 42H130V39L132 38V36H134L133 34L131 35V34H129L128 36L125 34V31H123L124 32V37L125 38H122V36H123V34L121 35V33L119 32L118 34H120V35H116L114 32H113V29H111V28H113V27H115V23H116V20H115V23H113V20L115 19V18H112V26L111 25H109L107 22V24H105V26L106 25H109L111 28H108V26L107 27H105L104 26V30H102L101 29V31H100V29L98 28V26H100L99 24H96L95 25V29H93V31L95 30V32L94 33H92V32H88L87 30H89L88 29V27L86 28V31H85V33L86 32H88V34H87V38H85L86 37V34L84 33V36L83 35H81V37H79L80 36V33L78 34L79 36H76V34H74V36L75 37H77L78 38V40H81V45H79L78 44V40H76L77 38H75L74 36H73V34L71 33V32H69V33H71L72 34V37H71V34L69 35L68 34V30L66 31L65 29V33H64V31H63V25H62V23L60 24V26H58V27H60V28H62V31H61V29L60 28H58L57 29V27L55 28V26L54 25H52V24H50V23H52L54 20L56 21V23H58L59 21L57 20V19H59V16H56V19H54L53 21H52V19H51V21L52 22H50L48 19L47 20H45V21H43V19H41V20H36V22H34V21H30V20H32V18L30 19V20H27V19H25V21L24 22H22V20H19V22H18V20L16 19ZM37 18V17H36ZM38 18L40 19V16H38ZM42 18H43V16H42ZM46 18V17H45ZM44 18V19H45ZM62 18H64V17H60V22H62L63 21V23L65 24L64 26H66V21H65V19H63L62 20ZM111 18H109V19H111ZM128 19L129 17H125V18H122L121 17V19ZM130 18H131V16H130ZM222 18H224L223 16H222ZM243 18H244V16H243ZM242 18V21L243 20H245V19H243ZM258 17H256V19H257ZM17 20V22H16V20ZM105 19L106 18H103V20L105 21ZM116 19H117V17H116ZM173 19H174V17H173ZM183 19V18H182ZM232 19H231V21H232ZM237 19L235 20L236 21V23H237ZM107 20V19H106ZM118 20H119V18H118ZM183 20H186V18L185 19H183ZM233 20V21H234ZM241 20V19H240ZM240 20H238V23H240L239 21ZM264 20V19H263ZM7 21H8V23L11 21V22H13V23H7ZM47 21H49L50 23H48ZM55 21H54V24H55ZM99 21V20H98ZM120 22L122 21V20H119ZM124 21V20H123ZM173 20L171 19V22H172ZM192 21V20H191ZM230 21V20H229ZM252 21H255V20H252ZM1 22H4L3 24L1 23ZM15 22V23H14ZM20 22H22V23H24L23 25H18V23H20ZM100 22V24L102 25V19L99 21ZM126 22V21H125ZM128 22V21H127ZM168 22H170V20L168 21ZM226 22H228L227 20H226ZM251 21H249V23H250ZM256 22V21H255ZM262 22H264V21H262ZM29 23L31 24V25H29ZM94 23H97V22H94ZM105 23V22H104ZM119 23V22H118ZM122 23V22H121ZM129 23V22H128ZM132 23V22H131ZM158 23V22H157ZM235 23V22H234ZM237 23V24H238ZM245 23V22H244ZM11 24H13V26L12 27H10L11 26ZM114 24V25H113ZM154 24V23H153ZM159 24V23H158ZM226 24V26H228L227 25V23H225ZM232 24H233V22H232ZM232 24H230V25H232ZM237 24H234V25H237ZM248 23L246 22V24H244L245 25V27H246V25H247ZM6 25H8V26H6ZM10 25V26H9ZM16 27H15V26ZM24 25H25V27L27 28H25L24 27ZM59 25V24H58ZM91 25H93V24H91ZM199 25V24H198ZM229 25V26H230ZM233 25V26H234ZM243 25V26H244ZM248 25H250V24H248ZM254 25V24H253ZM17 26H18V29H16L15 30V28H17ZM23 26V28L25 29V30H28L29 31V29H31L33 32H36V38H38L39 36H40V38L42 39V43H41V45H39V47H37L36 45H34L33 44V41H35V39L34 38H30V40L29 41H31V43L33 44V47H35L36 46V51L35 50H30L31 49V47H30V49L27 47V46H29L30 45V43H28L27 44V42H29V41H26V39L28 38V37H25L24 39V41H21L22 40V38H20V37H22L21 35V32L24 34V33H27V32H24L25 30H23V28L20 30L19 29V27L21 28ZM94 26V25H93ZM93 26H90L89 25V27H91V28H94ZM96 26H97V28H96ZM154 26V25H153ZM173 26V25H172ZM177 26V25H176ZM175 26V27H176ZM181 25H178V27H180ZM200 26V25H199ZM198 26V27H199ZM202 26H204V25H201V27ZM239 26V25H238ZM252 26V25H251ZM262 25H259V28H262L261 27ZM9 27V28H8ZM14 27V28H13ZM31 27V28H30ZM100 27H102L103 28V26H100ZM117 28H118V26H116ZM120 27V26H119ZM161 27V26H160ZM159 27V28H160ZM182 27V26H181ZM186 27V26H185ZM188 27H191V25L190 26H188ZM3 28H5V29H3ZM11 28H12V30L14 29V33H16V31H17V33L19 34V35H16V37H14L15 35H14V33L13 32H6V31H8L7 29H9V30H11ZM65 28V27H64ZM67 28H68V26H67ZM105 28L107 29V30H105ZM116 28V30H118ZM149 28V27H148ZM150 28H152V27H150ZM157 28V27H156ZM173 28V27H172ZM172 28H170V30L172 29ZM177 28V27H176ZM196 29V26L195 27H193L191 30H193V29ZM204 28H205V26H204ZM242 28V27H241ZM241 28H240V30H241ZM251 27H249V29H250ZM258 28V30H260ZM108 29H111V30H108ZM120 29V28H119ZM126 29V28H125ZM135 29H137V28H135ZM201 29H203V28H201ZM224 29V28H223ZM227 31H231V30H229L230 28H228L227 27ZM235 29V28H234ZM243 29V28H242ZM30 30V31H31ZM60 30V31H59ZM82 30V29H81ZM83 30H85V29H83ZM124 30V29H123ZM154 30V29H153ZM169 30V31H170ZM175 30V29H174ZM174 30H173V32H174ZM180 30V29H179ZM190 30V31H191ZM197 30V29H196ZM225 30H226V27H225ZM18 31H21V32H18ZM30 31H29V34H31L30 33ZM71 31V30H70ZM121 31V30H120ZM146 31V30H145ZM148 31H152V29L150 30V29H148ZM148 31H147V33H148ZM184 31H185V29H184ZM188 31H189V29H188ZM187 31V32H188ZM194 31V30H193ZM204 31H205V29H204ZM207 31V30H206ZM205 31V32H206ZM214 32H215V30H213ZM218 31V30H217ZM227 31H226V33H227ZM82 32V31H81ZM168 32V31H167ZM202 32V31H201ZM213 32V33H214ZM258 32V31H257ZM7 33V34H6ZM12 33H13V36H12ZM143 34L142 35H145L144 34V32H142ZM146 33V32H145ZM151 33V32H150ZM200 33V32H199ZM218 33V32H217ZM231 33V32H230ZM232 33H233V31H232ZM61 34H64V35H61ZM67 34H68V36H67ZM137 34H138V32H137ZM140 34V33H139ZM138 34V35H139ZM166 34V33H165ZM179 34H181V33H179ZM188 34H189V32H188ZM250 34V38H248L249 37V35H247V34H245L244 36L245 37H247V38H245L247 41H249V43L250 44H248V45H250V47L248 48L249 50L251 49V51H253V52H251V51H247V52H249V54H250V52H251V54H253L254 53V55H251L250 54V56L251 57H254L253 59H254V62H255V66H256V62H257V64L258 63H261V68H260V70L261 69H264V68H262L263 67V64H264V60H263V58H262V62H261V60L260 59H258L257 57H259V56H262V57H264V38L262 39V38H260V35H258L257 36V34L256 33H249ZM253 34V35H252ZM256 34V35H255ZM6 35H8V36H10V37H8L7 38V36ZM60 35L63 37V36H67V38H69V37H71V39H68V41L69 40H71L70 42H69V45H68V43L66 44V47H67V45H68V48L69 47H73L74 46V44L73 43H76L77 42V44L76 45H78V46H76V47H74L75 48V51L73 52V51H71L70 49L69 50H64V48H62L63 46H61V45H65V43L66 42H68V41H66V39L67 38H65V37H63V40L64 41H66V42H64V43H62L63 42V40H62V38H61V40H62V42H61V40H60ZM131 35V38L130 39H127V40H125L127 37L129 38V36ZM147 35V34H146ZM156 35V34H155ZM176 35H178V34H176ZM182 35H184L183 33H182ZM190 35V34H189ZM217 35V34H216ZM215 35V36H216ZM218 35H220L221 36V31H220V33L218 34ZM224 35H228V33L227 34H225V32H224ZM235 35V34H234ZM233 35V36H234ZM33 36V35H32ZM83 36V37H82ZM141 36V35H140ZM193 36V35H192ZM252 36V37H251ZM257 36V37H256ZM264 37V35H261V37ZM8 39V40H6V38ZM18 37V38H17ZM75 39H74V38ZM143 37V36H142ZM141 37V38H142ZM174 37V36H173ZM222 37H224V36H222ZM228 37V36H227ZM231 36L229 35V38H230ZM9 38H10V41H12L13 39H15V41L17 42V40L19 41V39H21L20 41L21 42H23L24 43V48H25V46H26V49L25 50H28L29 49V51H25V53H24V51H22L23 50V46H22V44H19L18 45V43L16 44V42H10L9 41ZM13 38V39H12ZM39 38V39H40ZM65 38V39H64ZM83 38H85V39H83ZM94 38V39H93ZM135 38V37H134ZM133 38V39H134ZM212 38V37H211ZM215 38V37H214ZM221 38V37H220ZM228 38V39H229ZM17 39V40H16ZM34 39V40H33ZM57 39H59V40H57ZM83 39V40H82ZM93 39V40H92ZM97 39V40H96ZM133 39H131L132 41H133ZM138 39V38H137ZM210 39V38H209ZM216 39V38H215ZM224 39V38H223ZM226 37H225V40L224 41H226ZM244 39V40H245ZM5 40L7 41V43H8V41L11 43V44H7L6 42H5ZM37 40V39H36ZM72 40H76L75 42H73L72 43V45L73 46H71V42H72ZM96 40V41H95ZM99 40L101 41L100 43H99ZM123 40L125 41V42H127L128 43V46H129V48H128V46L123 42ZM129 40V41H128ZM184 40V39H183ZM200 40V39H199ZM218 41H216V40H213V42L214 41H216V42H218L219 43V41H221V40H219V39H217ZM231 40H232V42H233V44H234V39H232V37H231ZM230 40V41H231ZM59 41H60V46L61 47H58L59 45ZM91 42L94 46L98 43L100 46H102V49L98 46H95L97 49L99 48V50L101 49V53H100V55H101V57H99V59H97L96 60V58L95 59H93L89 54H91V53H89V48H85V47H89V46H87V45H89V44H87V45H85L84 46V44H85V42ZM96 43V44H94V42ZM98 41V42H97ZM163 41V40H162ZM174 41V40H173ZM191 41V40H190ZM190 41L188 42V43H190ZM194 41V40H193ZM192 41V42H193ZM201 41H203V40H201ZM210 41V40H209ZM212 41V40H211ZM229 40H227V42H228ZM36 42V41H35ZM137 42V41H136ZM155 42V41H154ZM159 42V41H158ZM167 42V41H166ZM172 42V41H171ZM180 43L182 42V41H179ZM184 42V41H183ZM185 42H187V41H185ZM199 42V41H198ZM132 43V42H131ZM174 43H176V42H174ZM206 43V45L205 46H201L202 48H200V46H199V44L198 45H196V46H193L192 44V46H193V48L194 47H199V49H198V51L200 50V49H203V47H206L205 48V52H204V55H203V57H201V54L199 53V55H200V57L198 58V60H197V58H195V57H198V51H194L193 50V54H195L193 57L195 58H193V57H190L191 56V54H189V52H188V54H189V59L187 58V56H185V55H188V54H186V52H187V50H189L188 48L189 47H187V49H185L186 51H183V52H178V54H180V55H182V57H180V55H179V57L181 58V59H183V54L185 53V55H184V60H181V61H179L178 59H179V57L177 56V55H175V57L176 58H174V60L175 61H177V63L175 62L173 65H171L172 63L170 62V61H173V60H171L173 57H172V55H171V57H170V61H169V64H170V68L172 69H174L175 70V74L173 75V73H172V75H173V77H172V75L170 76V75H168V76H166V75H162L163 73L164 74H169L168 72H163V73H158L161 77V79H160V81L159 82H161V80H163V76H165L167 79H168V77L170 78V79H172V78H175V79H177V80H179V79H181V78H178L179 76L181 77L182 76V81H184L185 79H186V81L187 80H189L190 78H192V79H194V77L195 76H197V75H192V77H189L188 79H187V69L189 70V68L192 70V68L194 69V72H195V70L197 71V70H202V71H204L203 69H206V68H203L202 66H208V68H211V69H209V70H214V68H215V70H217L216 72H218V67L220 66V67H222V69H223V66H224V69H228L229 67H230V69H232V67L234 66H236L237 67V65H230V64H233V58L232 59H230V60H228V58H230V56H228V58H227V60L228 61H230V62H232V63H230V64H226V63H229V62H227L226 60H225V58H223L224 57V55L225 54H227L228 55V53L224 50H219V51H221V55L222 54H224V55H222V58H221V61L220 60H218V58H220L219 56H221V55H219V52L217 53L216 51L220 48V44H218V46H219V48L217 49L216 47L214 48V46L212 47L211 46V44H210V42H207V41H205L204 43H201V45L203 44H205ZM212 43V42H211ZM12 44H14V45H12ZM97 44V45H98ZM165 44V43H164ZM183 44V43H182ZM221 44H223L222 42H221ZM224 44H225V42H224ZM228 44V43H227ZM231 44V43H230ZM233 44H232V46H233ZM251 44H252V47H251ZM8 45H10V46H8ZM16 45H18V46H20L21 45V47H22V50H20L21 49V47H16ZM93 45H91V46H93ZM155 45V44H154ZM159 45V44H158ZM190 45V44H189ZM213 45H214V43H213ZM229 45V44H228ZM227 45V46H228ZM235 45V44H234ZM247 45V46H248ZM32 46V45H31ZM93 46V48H95ZM124 46H126L127 47V49L124 47ZM135 46V45H134ZM160 46V45H159ZM191 46V47H192ZM209 46V47H208ZM217 46V47H218ZM226 46V45H225ZM231 46V45H230ZM65 47V46H64ZM65 47V48H66ZM79 47H84L86 50H83V49H80ZM153 47V46H152ZM224 49H225V47L224 46H222ZM229 47V46H228ZM228 47H226V49L228 48ZM244 47V46H243ZM15 48V49H14ZM18 48H19V50H18ZM39 48V49H38ZM60 48H62V49H60ZM73 48V49H74ZM79 48V49H78ZM92 48V47H91ZM174 47H172L171 49H173ZM247 48H245L246 50H248ZM11 49H13L12 51H10ZM58 49H60V51L58 50ZM96 49V50H97ZM126 49V50H125ZM158 49V48H157ZM175 49V48H174ZM197 49V48H196ZM217 49V50H216ZM222 49V48H221ZM229 49H231L230 47H229ZM235 49H236V47H235ZM17 50V51H16ZM37 50H38V52H37ZM88 50V51H87ZM90 50H93V49H90ZM95 50V49H94ZM93 50V51H94ZM96 50L94 51L96 54H99V52L97 53L96 52ZM139 50V49H138ZM192 50V49H191ZM190 50V51H191ZM233 48H232V51L230 50V52L229 53H232L233 52ZM237 50V49H236ZM245 50V51H246ZM14 51H15V53H14ZM19 51V52H18ZM34 51L36 52V53H34ZM92 51V52H93ZM157 51V50H156ZM162 51V50H161ZM166 50H164L163 52H165ZM201 51V50H200ZM199 51V52H200ZM227 51H228V49H227ZM16 52H17V54H16ZM22 52H23V54H22ZM27 52V53H26ZM31 53L30 55L28 54V53ZM91 52V51H90ZM158 52V51H157ZM157 52L155 53V54H157ZM162 52V53H163ZM226 52V53H225ZM32 53H33V56H32ZM153 53V52H152ZM160 53V52H159ZM169 53H172V52H169ZM176 54H177V52H175ZM174 53V54H175ZM183 53V54H182ZM192 53V52H191ZM196 53H197V55H196ZM215 53V54H214ZM235 52H233V54L232 55H235V54H237V51H236V53L234 54ZM20 54H22V55H20ZM25 54V55H24ZM28 54V55H27ZM36 54H37V56H36ZM154 54V55H155ZM164 54V53H163ZM167 54V53H166ZM165 54V55H166ZM174 54H173V56H174ZM212 54H213V56H212ZM247 54V53H246ZM245 54V55H246ZM249 54H247V58H244V59H246V60H248V61H246V66H247V68L249 67L248 65H247V62H249L250 63V58L248 59V56H249ZM24 55V56H23ZM35 55V56H34ZM159 55V54H158ZM215 55H219L218 56V58L216 57L215 58ZM21 56H23V57H21ZM25 56H27V57H25ZM29 56V57H28ZM96 55L94 54V57H95ZM152 56H153V54H152ZM226 56V55H225ZM236 56V55H235ZM96 57H98V56H96ZM128 58H130L129 56H127ZM154 57V56H153ZM152 57V59L154 60V58L156 57H154L153 58ZM234 57V56H233ZM244 57V56H243ZM151 58V57H150ZM149 58V59H150ZM157 58V57H156ZM168 58H169V56H168ZM178 58V59H177ZM191 58V59H190ZM193 58V59H192ZM213 58H215V59H213ZM240 58H241V56H240ZM261 58V57H260ZM126 59V60H125ZM148 59V60H149ZM157 59H160V57H158ZM156 59V60H157ZM222 59H224V60H222ZM236 59H237V56H236ZM235 58H234V62H235V60H236ZM128 60V61H127ZM143 60H145V59H143ZM155 60V61H156ZM190 60V61H189ZM193 60H195V61H193ZM260 60V61H259ZM132 61V60H131ZM158 61V60H157ZM164 62H165V60H163ZM162 61V62H163ZM210 61V62H209ZM223 61V62H222ZM130 62V64L128 65V63ZM133 63H134V60L132 61ZM154 62V61H153ZM153 62H151V64L153 63ZM174 62V61H173ZM146 63V62H145ZM148 63V62H147ZM156 63V62H155ZM154 63V64H155ZM159 63V62H158ZM210 63V64H209ZM236 63V62H235ZM234 63V64H235ZM244 63H245V61H244ZM252 63V65L250 66V67H253L254 65H253V61L251 62ZM263 63V64H262ZM0 64H2V63H0ZM142 64L144 65V63L142 62ZM157 64V63H156ZM160 64V63H159ZM165 64V63H164ZM169 64H165V65H169ZM224 64V65H223ZM239 64V63H238ZM148 65H149V63H148ZM153 65V64H152ZM163 65V64H162ZM162 65H161V69H164V67L162 68ZM165 65H163V66H165ZM239 65H241V64H239ZM250 65V64H249ZM133 66H135V64L133 65ZM199 66V67H198ZM211 66H213V68L211 67ZM217 66V67H216ZM226 66V67H225ZM259 66V65H258ZM136 67V66H135ZM145 67H147V65H145ZM152 67V66H151ZM157 67V70H161L160 69V66H155L153 69L152 68H150V66H148L147 67V69H152V70H154V71H157L155 68ZM159 67V68H158ZM167 67V69H168V67L169 66H166ZM233 67V68H234ZM242 67V66H241ZM249 67V68H250ZM169 68V69H170ZM198 68V69H197ZM200 68V69H199ZM202 68V69H201ZM207 68V69H208ZM217 68V69H216ZM238 68H240V67H238ZM238 68H236V70H238ZM246 68V67H245ZM136 69V68H135ZM143 69H144V67H143ZM143 69H142V66L140 67V71H143ZM146 69V71H147V73H150L151 74V72H148L149 70H147ZM166 69V68H165ZM165 69H164V71H165ZM166 69V70H167ZM170 69V70H171ZM172 69V70H173ZM219 69H221V68H219ZM221 69V70H222ZM235 69V68H234ZM151 70V71H152ZM170 70H168L169 72H170ZM172 70H171V72H172ZM173 70V71H174ZM176 70H179L178 72L176 71ZM245 70V69H244ZM252 70V69H251ZM254 70L256 71V69H255V67H254ZM258 70V69H257ZM127 71H129V73L127 72ZM185 71V72H184ZM199 71V73H202V72H200ZM247 71H249V70H247ZM145 72V71H144ZM170 72V73H171ZM191 72H193V70L191 71ZM208 72V71H207ZM222 72V71H221ZM233 71H230V73H232ZM234 72H237V71H234ZM261 72V71H260ZM259 72V70H258V73H260ZM198 73V75H200ZM203 73H205V72H203ZM229 73V74H230ZM263 73H264V71H263ZM263 73H261L262 75H263V77H264V74ZM139 74V75H138ZM178 74H179V76H178ZM222 74V73H221ZM243 74H244V71H243ZM250 74V73H249ZM149 75V74H148ZM147 75V77H149ZM153 75H154V73H153ZM177 75V77H175ZM186 77H184V76ZM206 75H208V74H204V76L206 77ZM247 75H248V73H247ZM251 75V74H250ZM146 76V75H145ZM156 76V75H155ZM155 76H153V77H155ZM232 76H233V74H232ZM249 76V75H248ZM248 76H246V77H248ZM252 76V75H251ZM152 77V78H153ZM172 77V78H171ZM201 77V76H200ZM199 76H198V78H200ZM210 77V76H209ZM4 78H6V77H4ZM139 78V79H138ZM183 78H185L184 80H183ZM219 78V77H218ZM149 79V78H148ZM170 79H169V84L171 85V83H170ZM195 79H197V78H195ZM225 77H224V81H225ZM227 79H228V75H227ZM149 80H152V79H149ZM177 80H173L172 79V83H175V85L177 86L176 88H178L179 86H180V84H184V83H181V82H175V81H177ZM199 80V79H198ZM216 80H218V79H216ZM215 80V81H216ZM264 80V79H263ZM186 81H184V82H186ZM193 81V80H192ZM191 81V79H190V82H192ZM196 81V80H195ZM214 81V82H215ZM223 81V80H222ZM25 82H27V84L28 83H31V85H33V87L32 86H29V85H26L27 86V89H26V86H25ZM148 82V81H147ZM151 82V81H150ZM188 82V81H187ZM197 82V81H196ZM213 82V81H212ZM211 82V84H213ZM189 83V82H188ZM193 83V82H192ZM225 83H226V81H225ZM230 83V82H229ZM178 84V85H177ZM197 84V83H196ZM201 84V83H200ZM228 84V83H227ZM141 85V84H140ZM148 85V84H147ZM169 85V86H170ZM188 85H191V84H188ZM198 85V84H197ZM23 86H25V87H23ZM142 86V88H143V85H141ZM150 86V85H149ZM156 86H158V85H156ZM181 86H183V85H181ZM180 86V87H181ZM200 86V85H199ZM29 87V88H28ZM30 87H32V88H30ZM147 87V86H146ZM167 87H168V85H167ZM175 88V89H176ZM185 88H186V86H185ZM187 88H188V86H187ZM198 88V87H197ZM137 89L139 90V91H137ZM145 89V88H144ZM147 89V88H146ZM166 89V88H165ZM168 89H170V87L168 88ZM183 89V88H182ZM189 89V88H188ZM209 89H210V87H209ZM1 90H0V92H1ZM148 90V89H147ZM163 90V89H162ZM161 90V91H162ZM177 90V89H176ZM175 90V92H176V95H175V93H174V95L175 96H173L174 98V100L175 101H179L180 102V100L179 99H177V98H179V96L177 97V91H178V93H179V90H177L176 91ZM211 90V89H210ZM3 91H2V93H3ZM167 91V93L166 94H168V91L169 90H166ZM191 91V90H190ZM195 91H197V89L195 90ZM138 92V94L140 95V93L142 94V96L140 95L138 98L136 97V93ZM145 92H146V90H145ZM164 91H162L161 93H163ZM158 93V92H157ZM160 93V94H161ZM192 93V92H191ZM208 93V92H207ZM145 94V93H144ZM159 94V95H160ZM181 94V93H180ZM187 92H186V94H185V97L183 96V103L184 102H186L185 103V105H187V98L189 97V95L187 96ZM215 94H217V93H215ZM4 95V96H3ZM158 95V97L157 98H159V99H161V100H159V102L160 101H162V99L163 98H160V96ZM163 95H164V93H163ZM194 95V94H193ZM207 95V94H206ZM168 96V95H167ZM175 97H177L176 99H175ZM199 97V96H198ZM202 97V96H201ZM216 97H220V95L219 96H216ZM139 98V99H140ZM185 98V99H184ZM213 98H215V97H213ZM212 98V99H213ZM257 98V97H256ZM164 99H166V98H164ZM189 100H190V98H188ZM204 98H202V100H203ZM259 99V98H258ZM257 99V100H258ZM211 100V99H210ZM217 100V99H216ZM215 100V101H216ZM260 100V99H259ZM178 102V103H179ZM193 102V101H192ZM196 102H198V100L197 101H195V103ZM210 102H212V101H210ZM209 102V103H210ZM216 102H218V101H216ZM260 102H263V101H260ZM107 103H109L110 105V107H112V108H110V107H107L108 106V104ZM142 103V102H141ZM162 103V102H161ZM165 103V102H164ZM205 103V102H204ZM208 103V104H209ZM107 104V108L105 107V105ZM177 104V103H176ZM197 104V103H196ZM207 104V105H208ZM225 103H223V105H224ZM138 107H137V106ZM192 105V104H191ZM206 105V106H207ZM193 106H194V104H193ZM193 106H191V107H193ZM225 106V105H224ZM187 107V106H186ZM186 107H183V108H186ZM106 108V109H105ZM111 110H110V109ZM125 108L126 109H129V110H131V112H130V114L132 113V111H134V108L136 109L134 112V114H136L135 116H132L131 115V118L129 117L130 116V114L128 115V114H125L126 113V111H125ZM182 108V107H181ZM180 108V109H181ZM183 108H182V110H183ZM198 108V107H197ZM197 108H195V109H197ZM107 109H109L108 111H110V112H112L113 111V117L116 115V114H118L119 113V115H120V113H122L123 114V111H121V110H124V114L128 117H126L124 114V116L121 118V115L119 116L118 115V117L117 116H115L118 120H120L118 123L119 124H125V123H127V122H129V124H128V127H126V130L124 129V126H122V127H120V125L119 124H117V126L118 127H112V131L111 132H108V131H106V127L107 126H105V127H103L104 125L103 124H107L106 122H105V118L107 117V116H105V115H108L107 114ZM141 110V109H140ZM190 110H192L191 108H190ZM190 110H189V112H190ZM121 111V112H120ZM193 111H194V107H193ZM203 111V110H202ZM109 112V113H110ZM186 112H188L187 111V108H186ZM263 112V111H262ZM114 113H116V114H114ZM140 113V111L138 112V114ZM177 113H179V111H177ZM180 113H183V112H180ZM195 113V112H194ZM199 113H202L201 111L199 112ZM204 114V113H203ZM1 115V114H0ZM176 115V114H175ZM179 115V114H178ZM193 115V116H192ZM191 116L192 117H194V114H192ZM195 115H196V113H195ZM199 115V114H198ZM260 115V114H259ZM105 116V118H103ZM138 116V115H137ZM140 116V115H139ZM138 116V117H139ZM182 116V115H181ZM180 116V117H181ZM200 116V115H199ZM261 116V115H260ZM264 116V115H263ZM112 117V118H113ZM175 117V116H174ZM192 117L191 118H189V119H192ZM256 117V116H255ZM3 118H4V116H3ZM107 118H111V113H110V115H108V117ZM111 118V119H112ZM120 118V119H119ZM125 118L126 119H129V121H127V122H125L124 123V121H125ZM195 118V117H194ZM259 118V117H258ZM89 119H90V121H91V123H90V121H89ZM102 119V120H101ZM197 119V118H196ZM195 119V120H196ZM6 120L4 121L3 120V122H6ZM85 120H88V121H85ZM124 120V121H123ZM193 120V119H192ZM94 121H96V123L98 122V121H101V122H104L102 125V127H103V129H100L102 132H103V137H102V133L100 134L101 135V137H100V135H99V132L98 131H100V130H96L95 129V127L94 126H92L91 127V124L93 123ZM190 121V120H189ZM86 122V123H85ZM88 122H89V124H90V126H87V124H88ZM136 122H138V120H136ZM135 122V123H136ZM96 123L94 122V125H96ZM4 124V123H3ZM2 124V126H5V124L3 125ZM15 124V123H14ZM115 124H116V122H115ZM93 125V124H92ZM13 126V125H12ZM18 126V127H17ZM101 127V128H102ZM120 127V128H119ZM262 127V126H261ZM114 128V129H113ZM115 128H116V130H115ZM257 129V128H256ZM259 129V128H258ZM260 129H263V128H260ZM100 131V132H101ZM104 131H106V132H104ZM259 131V130H258ZM258 133V132H257ZM84 136H90L91 137V141L93 142V140H95L99 145H100V143H101V141H103V150H102V152L101 153H104V155L105 156H103V154H101V156L102 157H100V155H99V159H102L103 157H108V155L109 156H114L115 158H114V163L112 164H110L108 167H110L111 165L112 166H117L118 168H115L116 169V171L118 172H115V174H119V175H117V177H119V183L117 182L118 181V179H117V183L119 184H117V186H122L123 184H122V182H124L125 180H124V178H127V176H129V174L130 173H132V175L133 176H136V179H135V177H133L131 174V176L133 177V179H135V180H131L132 179V177H131V179H129V177H128V180H130V181H133V183H131V184H129L128 182H130V181H128L127 182V184H129V187L128 188H130V185H131V187L132 188H130L129 190H130V193H131V191H135L134 193H136V194H133V192H132V194H130L129 192L128 193H126V191H125V193H122L123 192V189H125V188H122V191H121V189H116V190H120L119 192H121V193H119V192H116V193H114V192H112V193H109L108 192V190L106 189V187L108 188L111 184L110 183H108V184H110L109 186H106V185H104V179H106V182L108 181L107 179H108V174H107V166H106V168L104 167V170L106 169L107 171L104 173L105 175V178H104V176H102L103 177V179L102 180H98V178L100 177V171L99 170H96V173H97V171H99L98 173H99V176H97L96 178H92V176H91V173L90 172H92V171H90V168H91V170H92V166H93V157L91 158V156H90V154H92V150L91 149H93V147H90L91 149H89L88 150V148H86L85 146H87L86 144H88L89 143V141L87 140V138L86 137H84ZM85 138L87 141H85L84 139H83V141H85V146L84 145H82L83 143H81V145H80V142H82L81 140H80V138ZM136 137V138H135ZM92 138H93V140H92ZM97 138H99V139H97ZM97 140H99V141H97ZM129 141V145L127 144V142L126 141ZM80 141V142H79ZM94 141V142H95ZM88 142V143H87ZM93 142V143H94ZM94 143V145H96L97 143ZM125 142H126V144H125ZM90 144V143H89ZM97 144V146H96V148L97 147H99V145ZM254 144V143H253ZM125 145H128V146H130L129 148H131V150L128 148V150H130V151H127V148L126 147H128V146H126L125 147ZM82 148V150H88L89 152H91L90 154H89V152L87 151V153L89 154H87L88 156H89V162H92V163H90V164H92V165H90L89 163V165L91 166L90 168H89V170L83 165V164H85L84 163V161H83V163H82V160H83V158H81V156H82V154L84 153V152H82L81 153V148ZM84 147V148H83ZM88 147H89V145H88ZM253 147V146H252ZM254 147H255V145H254ZM257 147V146H256ZM255 147V148H256ZM95 148V153H94V155L96 156V154H97V149ZM99 149V148H98ZM135 150V149H134ZM254 150V149H253ZM85 151V152H86ZM133 151V150H132ZM152 151V150H151ZM85 153L83 154L84 155V158L86 157L85 155H86ZM143 154V153H142ZM175 154V153H174ZM257 154H258V152H257ZM256 154V155H257ZM254 155V154H253ZM253 155L251 156V159H252V157H253ZM143 156H146V155H143ZM148 156L149 155H147L146 156V158H148ZM158 156V155H157ZM173 156H175V155H173ZM177 156V155H176ZM150 158H152L151 156H149ZM159 157V156H158ZM158 157H156V158H158ZM248 157H249V155H248ZM108 158H110V157H108ZM136 158V159H135ZM168 158V157H167ZM167 158H164L165 160L167 159ZM92 159V161H90ZM131 160V164L133 163L134 164V162L137 164V166H134L135 168H137V167H139L138 169L139 170H134L133 169V167L131 166V164H129L130 165V170H131V172L130 171H128V173L129 174H127V171L126 170H129V167H126V165L128 164V162H126V161H129V160ZM175 159V158H174ZM85 160H86V158H85ZM112 160H111V162H112ZM134 160V161H133ZM139 161V162H141V163H139V162H137V161ZM143 160V159H142ZM153 159H151L150 160V162L152 161ZM241 160V159H240ZM239 160V161H240ZM99 161V160H98ZM133 161V162H132ZM145 161V158H144V160H143V162ZM154 161V160H153ZM151 162V165L152 164H157L158 162H156V161H154V162ZM160 162H159V164H157V165H163L164 163H163V161H162V163L163 164H160L161 163V160H159ZM167 161H168V159H167ZM166 161V162H167ZM98 163V162H97ZM103 163V162H102ZM101 163V167H102V164ZM129 163H130V161H129ZM139 163V164H138ZM144 163H146V161L144 162ZM106 164H109V162L108 163H106ZM115 164V165H114ZM132 164V165H133ZM136 164H134V165H136ZM169 164V163H168ZM157 165H156V167H157ZM97 166V165H96ZM104 166H105V164H104ZM111 166V167H112ZM128 166V165H127ZM142 166V165H141ZM171 166V165H170ZM174 166V165H173ZM131 167H132V169H131ZM146 167H148V168H146ZM153 167H155V166H153ZM152 167V168H153ZM165 167V166H164ZM164 167H162V168H164ZM169 167V166H168ZM167 166H166V168L165 169H163L164 170V173H167L168 171V168ZM112 168H114V167H112ZM128 168V169H127ZM158 168H160L159 166H158ZM184 168V167H183ZM187 168V167H186ZM100 169V168H99ZM111 169V168H110ZM115 169H113V170H115ZM146 169V170H145ZM155 169V168H154ZM167 169V170H166ZM170 169H172V168H170ZM185 169V168H184ZM94 170V169H93ZM101 170V169H100ZM104 170H103V172H104ZM113 170H112V176H116L114 173H113ZM153 170V169H152ZM151 169H149V171L150 172H148V174H150L151 172H153ZM158 170V169H157ZM156 170V171H157ZM160 170L161 171H163L161 168H160ZM160 170H159V172H160ZM174 170V169H173ZM186 170V169H185ZM90 171V172H89ZM110 171V170H109ZM155 171V172H156ZM167 171V172H166ZM171 171V170H170ZM175 171V170H174ZM102 172V173H103ZM158 172V173H159ZM172 172V171H171ZM110 173V175H111V172H109ZM139 173V175H138V177L139 178H137V174ZM161 174H157L159 177H160V179H159V177H158V179H157V177H155V179L156 180H159V181H157V182H161L160 180H161V178H162V181H164L163 179H165V181L164 182H162V183H165V182H167L168 184L169 183H173V180L174 181H176L175 180V172L173 173L172 172V174L174 175H172L171 173L170 174H168V175H170L171 176V178L173 177V179H172V181H168V177L170 178V176H167V174H166V176H167V179L164 177V174L162 173V172H160ZM178 173V172H177ZM127 174V175H126ZM162 174H163V176H162ZM187 174V173H186ZM101 175H103V174H101ZM124 175L126 176V177H124ZM154 175H156V173L154 174ZM177 175H180V173H178ZM147 177H151V176H153V174L151 173L150 174V176H148V175H146ZM146 176H144V178H146ZM182 176V175H181ZM164 177V178H163ZM183 177H186V176H183ZM110 178V177H109ZM152 178V177H151ZM177 178V177H176ZM189 178V177H188ZM138 179V180H137ZM178 179V178H177ZM179 179H182V178H180L179 177ZM184 180H186L185 178H183ZM144 181H149V179H147V180H145V179H143ZM190 180V179H189ZM192 180V179H191ZM114 181V183L116 184V182ZM121 181V182H120ZM151 181V180H150ZM153 181H154V177H153ZM152 181V182H153ZM181 181V180H180ZM98 182L100 183V184H98ZM182 182V181H181ZM189 183H190V181H188ZM120 183L122 184V185H120ZM138 183H136V185H139ZM145 183H150L151 184V182H145ZM171 183V184H172ZM185 183H186V181H185ZM184 183V181L182 182V185L183 184H185ZM192 183V182H191ZM107 184V183H106ZM124 184H126V183H124ZM133 184V185H132ZM142 184V185H141ZM153 184V183H152ZM151 184V185H152ZM158 184H160V183H158ZM174 184V183H173ZM178 185H179V183H177ZM147 185V184H146ZM145 185V186H146ZM176 185V184H175ZM177 185V186H178ZM112 186V185H111ZM116 186V185H115ZM125 186V185H124ZM160 186V185H159ZM169 186V185H168ZM185 186V185H184ZM113 187V186H112ZM137 187V186H136ZM155 187L156 186H154V190H155ZM114 188V187H113ZM148 188H150L149 186H148ZM168 188V187H167ZM167 188L165 187V189L167 190ZM170 188V187H169ZM171 188H174V185H173V187L171 186ZM177 188V187H176ZM175 188V189H176ZM187 188V187H186ZM109 189H110V187H109ZM127 189V188H126ZM157 189H158V186H157ZM161 189H162V187H161ZM164 189V188H163ZM178 189V188H177ZM177 189H176V193L178 194V192H177ZM180 189V188H179ZM183 189V188H182ZM142 190H143V188H142ZM148 191V193H150L149 192V189H147ZM151 190V189H150ZM153 190V191H154ZM174 190V189H173ZM172 190V191H173ZM184 190V189H183ZM109 191H111V190H109ZM127 191H128V189H127ZM155 191H157V190H155ZM165 190H163V192H164ZM188 190H186V192H187ZM141 192V191H140ZM159 192H160V190H159ZM180 192V191H179ZM92 193H94V195L95 196H97L98 197V200H99V207L98 208H92V207H90L89 206V202H88V199L91 197V195H92ZM154 193H156V192H154ZM164 193H166V192H164ZM175 193V192H174ZM175 193V194H176ZM181 193H182V191H181ZM187 193H189V192H187ZM126 194V195H125ZM127 194H129V195H127ZM157 194H158V192H157ZM163 194V193H162ZM172 194V193H171ZM171 194H170V196H171ZM176 194V195H177ZM149 195V194H148ZM151 195V194H150ZM154 195V194H153ZM165 195V197H166V195L168 196V191H167V194H163V196ZM173 195V194H172ZM187 195V194H186ZM138 196H140V197H138ZM182 196H184V194L182 195ZM154 197H155V195H154ZM174 197V196H173ZM187 197V196H186ZM139 198V199H138ZM181 198H183V197H181ZM169 199V198H168ZM138 200H139V203H138ZM91 201H93V200H91ZM105 202V203H104ZM170 202V201H169ZM169 202H167V204L169 203ZM173 202V201H172ZM104 203V204H103ZM131 203H133V205L131 206ZM138 203V204H137ZM146 203V202H145ZM171 203V202H170ZM102 204L103 205H105V206H102ZM127 204H130V205H127ZM137 204V205H136ZM129 206L128 208H129V210L128 209H126L125 211H129V214L128 215H123L125 212H123L124 211V208L123 207H125V206ZM135 205V206H134ZM172 205V204H171ZM93 206V205H92ZM127 206H126V208H127ZM131 207V208H130ZM135 207V209H133ZM147 207V206H146ZM148 208V207H147ZM162 208V207H161ZM170 208V207H169ZM169 208H168V212H169ZM131 209V210H130ZM139 209V208H138ZM165 209V208H164ZM173 209V208H172ZM172 209L170 210V213H171V211H172ZM140 210H142V209H140ZM140 210H138V215H137V217L140 215V213H141V215H143V214H145L144 212H143V214H142V212H140ZM144 210H148V209H144ZM156 210V209H155ZM160 210H162L163 211V209H160ZM150 211V210H149ZM153 211V210H152ZM167 211V210H166ZM102 212H106L105 214H103ZM108 212V213H107ZM148 212V211H147ZM174 212H176V210H174ZM151 213V212H150ZM167 212H165V214H166ZM173 213V212H172ZM122 216H124L123 218H121V215ZM136 214V213H135ZM148 213H146L145 215H147ZM154 214V213H153ZM163 214H164V211H163ZM168 214V213H167ZM167 214L166 215H163V216H165L166 218H168V216H167ZM178 214V213H177ZM103 215V216H102ZM105 215V216H104ZM149 215V214H148ZM160 215V214H159ZM173 215H175V214H173ZM100 216H101V218H100ZM136 216V215H135ZM154 216V215H153ZM177 216V215H176ZM114 219V222H113V219ZM137 217H135L136 218V222H137V224L138 225H136V223H135V220H133L134 222L132 223V224H134L135 226H133L134 228H130L132 231H135V233L134 232H132V234L133 235H135L136 234V228L135 227H137V226H139V221H138V218ZM149 217V216H148ZM161 217V216H160ZM170 217H171V214H170ZM169 217V218H170ZM2 218V219H1ZM93 218V217H92ZM98 218H100V219H98ZM117 218V219H116ZM134 218V219H135ZM141 218H143V219H141ZM175 218V216L173 217V219ZM178 218V217H177ZM177 218H175V219H177ZM87 219H89L90 220V218L88 217ZM110 219V220H109ZM124 219V220H123ZM139 219H141V220H144V215H143V217H139ZM151 219V218H150ZM153 219V218H152ZM158 219V218H157ZM163 219V218H162ZM174 219V220H175ZM86 220V219H85ZM121 220V221H120ZM128 220V219H127ZM126 220V221H127ZM140 220V221H141ZM147 220H148V218H147ZM165 220V219H164ZM163 220V221H164ZM91 221V220H90ZM98 221H97V223H98ZM110 221H111V223H110ZM151 221V220H150ZM155 221H156V219H155ZM159 221H160V219H159ZM158 221V224L161 222H159ZM3 222H1V223H3ZM121 222V223H120ZM176 221H174V223H175ZM0 223V224H1ZM81 223V225H79V227H80V229H78L77 228V226H78V224H80ZM107 223V224H106ZM141 223V222H140ZM146 223L147 224H149V223H153V221H151V222H145V226L144 227H146L147 228V226L149 227V225H147L146 226ZM171 223V222H170ZM185 223V222H184ZM87 224H89V223H87ZM86 224V225H87ZM105 224V225H104ZM158 224H156V225H158ZM172 224H173V222H172ZM178 224V223H177ZM106 225H107V227H106ZM118 225V227H120V228H122V225H120L119 226ZM143 225V224H142ZM142 225H140L139 227V230L143 227ZM154 225H155V223H154ZM175 225V224H174ZM96 226H97V224H96ZM101 226H102V228H101ZM103 226H105V228L103 227ZM110 226V228L112 229V227ZM142 226V227H141ZM151 226H152V224H151ZM150 226V228H152ZM163 226V225H162ZM171 226V225H170ZM170 226H168V227H170ZM192 226H194L195 227V225H192ZM199 226V225H198ZM93 227V226H92ZM99 227V226H98ZM156 227V226H155ZM172 227V226H171ZM175 227H176V225H175ZM177 227H178V225H177ZM177 227H176V229H177ZM150 228H148V229H150ZM161 228V227H160ZM164 228V227H163ZM181 228V227H180ZM179 227H178V229H180ZM100 229V230H99ZM152 229H154V228H152ZM150 230V231H153V230ZM157 229V228H156ZM155 229V230H156ZM183 229V228H182ZM1 231H2V229H0ZM123 230H124V227H123ZM122 230V231H123ZM130 230V231H131ZM138 230V229H137ZM138 230V231H139ZM145 230V233H146V230L147 229H144ZM144 230H142V231H144ZM163 230V229H162ZM170 231L172 230L171 228L169 229ZM192 230H193V228H192ZM195 230H196V228H195ZM4 231V230H3ZM82 231V230H81ZM80 231V232H81ZM89 231V230H88ZM106 231V230H105ZM109 231V230H108ZM114 231H117V229L115 230L114 229ZM113 231V233H114V235L115 234H118V232H114ZM137 231V232H138ZM148 231V230H147ZM150 231H148L149 233H150ZM178 231V230H177ZM194 231V230H193ZM197 231V230H196ZM204 231V230H203ZM154 232V231H153ZM153 232H152V234H153ZM10 233V234H9ZM113 233H112V235H113ZM122 233H124V232H122ZM121 233V234H122ZM145 233H143L144 235H145ZM173 233V232H172ZM175 233V232H174ZM208 233V232H207ZM7 234H9V235H7ZM106 234H108V232L107 233H105V236L104 237H107L106 236ZM120 234V233H119ZM138 234V233H137ZM142 233L140 234L141 236L143 235ZM147 234V233H146ZM155 234V233H154ZM170 234V233H169ZM168 234V235H169ZM177 234V233H176ZM194 234H195V232H194ZM203 235L202 233H199V235ZM27 235H29V236H27ZM104 235V234H103ZM103 235H101V236H103ZM167 235V234H166ZM173 235V234H172ZM175 235V234H174ZM197 236V237H200V236ZM204 235H206V233L204 234ZM5 236V235H4ZM27 236V237H26ZM80 236V237H79ZM116 236V235H115ZM114 236V237H115ZM118 236V235H117ZM84 237V236H83ZM109 237V236H108ZM110 237H112L111 235H110ZM146 237L148 238V236L146 235ZM146 237H144V238H146ZM152 237V236H151ZM161 237V236H160ZM159 237V238H160ZM174 237V236H173ZM184 237V236H183ZM203 237V236H202ZM136 238V237H135ZM146 238V239H147ZM167 238V237H166ZM171 238V239H170ZM175 238V237H174ZM176 238H178V237H176ZM181 239H182V237H180ZM179 238V239H180ZM195 238H196V236H195ZM1 239V238H0ZM10 239V238H9ZM13 239V240H14ZM85 239H86V237H85ZM103 239V238H102ZM110 239H113V238H110ZM120 240H123V239H121V238H119ZM130 239L132 240V237L130 236ZM146 239H143L144 240V244H145V240ZM168 240H167V242H170L171 243V241H172V243L170 244V245H173V241L174 242H176V240L174 239V240H172V237L171 236H169L168 238H167ZM169 239L171 240V241H169ZM197 239V238H196ZM30 240V243H31V245H33L32 246V249H30L31 247L30 246H28L27 248H29L30 249V251L29 252H33V253H29L28 251V253L27 254H25L24 253V255L25 256H27V257H25L24 255H23V252H22V250H21V248L25 245V244H23V243H25V242H28ZM109 240V239H108ZM113 240H116V239H113ZM120 240H116L118 243H116L117 245H120L119 243H121V241ZM136 240H138V239H136ZM164 240V239H163ZM204 240V239H203ZM3 241V242H4ZM11 241V240H10ZM86 241V243H87V240H85ZM110 241V240H109ZM140 241V240H139ZM182 241H185V240H182ZM182 241H181V244L183 245V243H182ZM198 241V240H197ZM209 241V240H208ZM2 242V240H1V244H0V246L1 247H5V246H2V245H4V244H2L3 243ZM4 242V243H5ZM111 242V241H110ZM147 242V241H146ZM156 242H158V241H156ZM179 242V240H177V243ZM199 242V241H198ZM202 242V241H201ZM201 242H200V244H201ZM33 243V244H32ZM89 243V242H88ZM136 243H138L139 244V242L138 241H136L135 242V244ZM162 243H163V241H162ZM212 243H214V242H212ZM216 243V242H215ZM27 244H29V242L27 243ZM111 244H115V242L114 241H112V243ZM123 244V243H122ZM142 244V247H141V245L139 246L140 248L138 249H136V251H141L140 249L141 248H143V246H144V244L143 243H141ZM154 244V243H153ZM180 244V243H179ZM186 244H187V246H189V244L187 243V241H186ZM207 244V243H206ZM117 245H116V247H117ZM169 245V244H168ZM169 245V246H170ZM175 245H176V243H175ZM185 245V244H184ZM184 245L183 246H181V248L179 247V245L177 246L176 245V249L177 248H180L181 250H183L182 248L184 247ZM208 245V244H207ZM216 245H217V243H216ZM88 246V245H87ZM110 246V245H109ZM112 246V245H111ZM135 246V245H134ZM169 246L167 247L168 249H169ZM186 246V245H185ZM197 246V245H196ZM91 247V246H90ZM114 247V246H113ZM120 247H122V245H120ZM118 248V250H122L121 248ZM149 247L151 248V246L149 245ZM148 246L146 247V250L145 251H143V253H145L146 251H147V249L149 250L150 248H149ZM212 247H213V245H212ZM25 249H26V247H24ZM115 248V247H114ZM157 248H159V247H157ZM173 248V247H172ZM208 248V247H207ZM216 248V247H215ZM0 249H2V250H5V249H7L6 247H5V249L4 248H0ZM176 249H174V253H175V250ZM186 249V248H185ZM209 249V248H208ZM157 250V249H156ZM167 249H165V251H166ZM179 249H177L176 250V252L178 251ZM181 250H179V251H181ZM196 250H198V251H200V249L199 248H197ZM7 251V250H6ZM90 252H91V250H89ZM113 251V250H112ZM130 252H132V246H131V248H130V250H129ZM164 251V255H166V252ZM167 251H169L170 252V254H171V250H167ZM178 251V252H179ZM198 251H194V253H192L190 256L193 258V256H194V254L196 255H198L199 254V256H200V253H202L201 251L198 253ZM0 252H1V250H0ZM22 252V253H21ZM25 252V251H24ZM115 252H118V254L120 253L119 251H117V249H116V251ZM150 252V251H149ZM149 252H147L146 254H148ZM172 252V253H173ZM188 252V247H187V251H185V250H183L182 252H180V254L181 253H186L185 255H187V256H185L184 254H182V256L179 254V253H176V256H178V254H179V256H181V257H175L176 259H173L172 261H168V260H170L169 258L171 257L172 258V255H170L169 256V254H168V252H167V254L168 255H166V256H169V258L168 259H166V257H164V255L162 254V253H160L159 254V257L161 256V254H162V257H158L159 259H160V261H161V259L163 260L164 258L166 259V261H168L169 263L168 264H184L185 262H189V260H191L190 262L191 263H194V260L190 257V256H188L190 253H187ZM22 254L24 257H23V259L22 260H20V258L19 257H21V256H19V254ZM35 253H36V255H35ZM92 253V252H91ZM123 253V252H122ZM129 253V252H128ZM157 253V252H156ZM207 253V252H206ZM33 254V255H32ZM88 254H90V253H88ZM117 254V255H118ZM135 254H137V253H135ZM145 254V255H146ZM222 254V253H221ZM0 255H1V253H0ZM3 255V254H2ZM35 255V256H34ZM92 255H93V253H92ZM125 255V254H124ZM129 255H130V253H129ZM128 255V256H129ZM138 255H139V253H138ZM143 255V254H142ZM183 255H184V257H185V261H184V263H183V259H180V258H183ZM202 255V254H201ZM207 255V254H206ZM17 256H18V258H17ZM28 256H30V257H28ZM34 256V257H33ZM94 256V255H93ZM96 256V255H95ZM95 256H94V259L93 260H95ZM135 256V255H134ZM137 256V255H136ZM157 256H158V254H157ZM156 256V257H157ZM199 256L197 257H194V259L196 258V260L198 259V261H199ZM1 257H3V256H1ZM90 257H92L91 255H90ZM98 257V256H97ZM119 257V256H118ZM117 257V258H118ZM125 257V256H124ZM155 257V258H156ZM164 257V258H163ZM173 257V258H174ZM188 257H190L189 259H187ZM224 257V256H223ZM116 258V259H117ZM120 258V257H119ZM123 258V257H122ZM135 258L136 257H134V260L133 261H135ZM140 258H142L143 259V257H140ZM155 258H153L154 259V262H155V260H157V259H155ZM180 259V261H179V259ZM200 258H202V263L204 264V261H205V259L203 258V256L202 257H200ZM33 259V260H32ZM121 259V258H120ZM119 259V261H121ZM129 259V258H128ZM149 259H150V257H149ZM152 259V258H151ZM152 259V260H153ZM107 260H109V258L107 259ZM111 260V262H114L113 261V259H110ZM144 261H145V259H143ZM143 260L141 261V262H143ZM188 260V261H187ZM195 260V261H196ZM201 260V259H200ZM30 261V262H29ZM35 261L33 262V264H36L35 263ZM97 261L98 260H95V262H96V264H97ZM123 261H125V260H123ZM122 261V262H123ZM132 261V262H133ZM163 261H165V260H163ZM162 261V262H163ZM165 261V262H166ZM182 261V262H181ZM193 261V262H192ZM196 262V264L198 263H200L201 261H199V262ZM222 261V260H221ZM223 261H224V258H223ZM111 262L109 263L108 262V264H111ZM117 262V261H116ZM132 262H130V263H132ZM148 262V261H147ZM152 262V264H154V262L153 261H151ZM162 262H160L161 264H162ZM164 262V263H165ZM206 262V261H205ZM218 263H219V261H217ZM98 263L100 264V262L98 261ZM129 263V264H130ZM136 264H137V262H135ZM144 263V262H143ZM146 263V262H145ZM144 263V264H145ZM186 263V264H187ZM228 263V262H227ZM1 264V263H0ZM32 264V263H31ZM101 264H103V262L101 263ZM105 264V263H104ZM115 264V263H114ZM124 264H126L125 262H124ZM133 264H134V262H133ZM148 264H151V263H148ZM155 264H159V260L157 261V262H155ZM165 264H167V262L165 263ZM189 264V263H188ZM195 264V263H194ZM222 264V263H221Z\"/></svg>",
	"mask_w": 264,
	"mask_h": 264
}]
</instances>
